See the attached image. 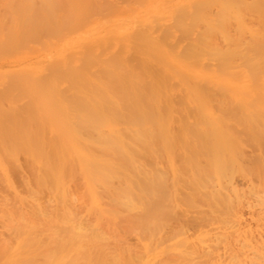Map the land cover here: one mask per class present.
<instances>
[{
  "label": "bare ground",
  "instance_id": "6f19581e",
  "mask_svg": "<svg viewBox=\"0 0 264 264\" xmlns=\"http://www.w3.org/2000/svg\"><path fill=\"white\" fill-rule=\"evenodd\" d=\"M8 1V0H7ZM14 1H17V0H13V2L12 3H10V4H13L12 6H14V4H15V2ZM19 1H21V0H19ZM25 2V4H26V1L27 0H24ZM52 1H54V0H52ZM71 0H66V5L68 6V2H70ZM77 1V0H76ZM75 0H72L71 2H70V4L72 5V8L74 7L75 8V10H77L78 11V9L79 10H81L82 12L80 13L81 14V16H79V11H78V13H77V11H76V13L78 14V16L81 18L82 17V13L84 12V14H85V10H84V5H86V8L87 7H89L88 9H89V11H90V15H91V13L93 14V11H95V9H97V8H93V6L91 7L90 5H89V2L88 1H91V0H86L87 1V4H84L86 1H84V3L82 2L83 0H80V4H84V5H82V7L81 8H79V6H78V8L77 7H75V4L76 3H78V2H76ZM98 1V0H97ZM104 1H106V0H104ZM103 0H102V2H104ZM110 2V0H107L106 2L107 3H109ZM115 1H117V0H114V2ZM120 1V0H119ZM124 1V0H123ZM11 2V1H10ZM23 2V1H22ZM38 2H42L41 0H38ZM48 2L50 3V0H48ZM48 2H47V5H48ZM55 2V1H54ZM54 2H52L53 3V6H51L52 5V3H50L51 5V9H52V7H54ZM56 2H60V1H56ZM72 2H73V4H72ZM74 2H76V3H74ZM101 2V3H102ZM112 2H113V0H112ZM113 2V3H114ZM29 3H30V0H29ZM46 2H43V4H45ZM64 4H65V0H64V2H63ZM107 3H105V5H106V7H100V13L101 14H103V12H106V11H104L103 10V12H101L102 11V9L104 8L105 10H107V12H108V14H111L112 15V7H113V4L111 3H109V4H107ZM9 3H7V5H8ZM20 4H22V3H20ZM20 5V8H22L21 10H20V8H19V10L21 11L20 13L22 14L24 11H23V7H25L26 5ZM63 4V5H64ZM70 4H69V6H70ZM103 4V3H102ZM55 5H58V7L61 9V7L63 6H60V3H55ZM88 5V6H87ZM99 5V4H98ZM97 5V6H98ZM112 5V6H111ZM115 5V4H114ZM6 5H4V7H5ZM10 6L11 5H8V6H6L4 9H10V11H9V9L7 10L6 9V11H7V15H9L10 17L12 16V18L14 17L13 15H12V12L14 13L15 12V10L14 9H16V8H18L17 6H19L18 5V2H16V8L14 7V9L12 8V6H11V8H10ZM29 6H30V4H29ZM32 6V5H31ZM39 6V5H38ZM37 6V7H38ZM41 6V5H40ZM65 6V5H64ZM63 6V7H64ZM26 7H28V4H27V6ZM46 7H48V6H46ZM45 7V8H46ZM58 7H56V9L58 8ZM90 7L91 8H93V9H90ZM41 7H39L38 8V11L39 12H42V11H44L45 9H44V7H42L44 10H42V11H40L41 9H40ZM55 8V7H54ZM77 8V9H76ZM102 8V9H101ZM107 8V9H106ZM115 8V7H114ZM11 9H13V11H11ZM40 9V10H39ZM55 9V10H56ZM59 9V10H60ZM67 9V8H66ZM83 9V10H82ZM19 10H18V12H19ZM25 10V9H24ZM37 10V9H36ZM36 10H32L33 12V16L34 17H36V13H37V11ZM69 10V9H68ZM68 10H64L65 12H64V15L65 14H67V12L66 11H68ZM74 10V11H75ZM92 10V11H91ZM113 10H115V9H113ZM25 11H27V10H25ZM34 11H36V13L34 12ZM52 11V10H51ZM58 11V10H57ZM62 11V10H61ZM70 11V10H69ZM68 11V12H69ZM98 11V10H97ZM16 12H17V10H16ZM31 12V11H30ZM38 12V13H39ZM44 12H47V11H44ZM49 12V11H48ZM53 12H54V9H53ZM106 12V13H107ZM10 13H11V15H10ZM27 12H25V14H26ZM37 13V15H39V16H37V19H38V17H40L41 15H43V13L42 14H38ZM57 13V12H56ZM55 13V14H56ZM59 13V12H58ZM70 13V12H69ZM67 14V17L64 19L65 20V22L66 21H68V23H70L71 21L68 19L67 20V18H68V15H70V14ZM17 14L18 13H16V16H17ZM21 14H18L20 17H22V15ZM52 14V13H51ZM50 14V15H51ZM55 14H53V15H55ZM60 14H62V15H58L59 16V19H61V21H62V17H63V13H60ZM83 14V15H84ZM94 14H95V16H96V13L94 12ZM101 14H99V15H101ZM32 15V14H31ZM46 15H48V17H49V13H47V14H44L43 16H45V17H47ZM73 14H71L70 16L71 17H73L74 19H72V20H76L75 19V17H74V15L72 16ZM104 15H105V13H104ZM26 16V15H25ZM57 16V15H56ZM55 16V17H56ZM62 16V17H61ZM77 16V17H78ZM102 16V15H101ZM107 16H109V18H110V15H107ZM194 16V15H193ZM202 16V15H201ZM204 16V15H203ZM219 16V15H218ZM0 17H2V16H0ZM44 17V18H45ZM47 17V19H49L50 17H51V19L53 18V16H50L49 18ZM90 17H92V16H90ZM102 17H104V16H102ZM153 17H155V15L153 16ZM195 17H196V15H195ZM221 17V16H220ZM18 18V16L17 17H15L14 19L16 20ZM25 17H24V15H23V22H25L26 20V18L24 19ZM79 18V22H82V24H80V25H83V23H84V21H81L82 19L84 20V18L82 17V19H80ZM95 18V17H94ZM98 18H99V16H98ZM109 18H106V19H108V20H110ZM192 18H194V17H192ZM197 18H199V17H197ZM196 18V19H197ZM206 17H204V18H201V19H205ZM216 18H218V17H216ZM223 18V17H222ZM1 19H3V17L2 18H0V20ZM5 19V18H4ZM4 19H3V23L2 22H0V27H1V24H2V27L3 26H8V23H10L9 21H7V20H9V18L7 19V20H5V21H7V25H3L4 24ZM19 19V18H18ZM29 19V18H28ZM31 19V18H30ZM29 19V20H30ZM36 19V18H35ZM34 19V20H35ZM43 19V18H42ZM49 20L48 22L50 23H52V20ZM55 19H57V18H55ZM54 18H53V22H55L54 20H55ZM78 19V18H77ZM100 19H101V17H100ZM25 20V21H24ZM44 20V19H43ZM42 20V21H43ZM58 20V19H57ZM195 20V19H194ZM197 20H199V19H197ZM20 22L22 21V18H21V20H19ZM37 21V20H36ZM59 21V20H58ZM58 21H56V22H58ZM61 21H59V23H60V25H62L61 24ZM78 21V20H77ZM86 21V20H85ZM101 20H99L97 23H105L106 24V21L104 22L103 21V19H102V21L100 22ZM152 21V20H151ZM202 21V20H201ZM32 23H33V21H31ZM45 22H47V21H45ZM55 22V23H56ZM64 21H62V23L64 24L65 23ZM73 22V21H72ZM14 23V22H13ZM12 22L9 24L10 26H8L9 28H11V29H16V30H14V32H12V33H14V34H16L15 32L18 30V28H17V26H18V24L19 23H17V24H13ZM36 23V22H35ZM39 23V22H38ZM37 23V25H39ZM74 23V22H73ZM86 23V22H85ZM84 23V24H85ZM5 24H6V22H5ZM22 24V23H21ZM20 24V25H21ZM30 24V23H29ZM44 24V23H43ZM42 24V22H40V27H41V25L42 26H45L46 27V23H45V25H43ZM77 25V22H75L73 25H72V23L69 25V24H67L69 27L68 28H70L71 27V25H72V27L70 28V29H74V25ZM33 25V24H32ZM75 25V26H76ZM79 25V26H80ZM22 26L24 27L25 26V28H27L26 27V22H25V25H23L22 24ZM30 26V25H29ZM28 26V27H29ZM49 26H52V25H49ZM56 26V25H55ZM63 26V25H62ZM62 26L60 27V28H62ZM79 26H76V27H78L79 29H80V27ZM8 27H6V28H4V29H2V28H0L1 30H0V35H1V32L3 31V30H5L6 31V29L8 28ZM57 27V26H56ZM64 27H66L65 25H64ZM63 27V28H64ZM75 27V29H78V28H76ZM9 28H8V32H10V31H12V30H10L9 31ZM31 28H34V29H37V28H35V26H31ZM60 28H55L56 29V31H58L57 29H59V31H60ZM107 28V27H106ZM43 29H45V28H40V30H42L43 31ZM47 29H48V27H47ZM49 29H51V30H53V31H55L53 28H50L49 27ZM48 29V31H50ZM65 29H67V28H64L63 29V31L65 30ZM31 30V29H30ZM39 30V31H40ZM34 31H36V30H34ZM39 31H38V33H36L35 35H39ZM45 31V30H44ZM43 31V32H44ZM52 31V32H53ZM58 31V32H59ZM69 31V30H68ZM67 31V32H68ZM72 31V30H71ZM71 31H69V32H71ZM76 31V30H75ZM98 31V30H97ZM100 31H102V29L100 30ZM99 31V32H100ZM126 31H128V30H126ZM37 32V31H36ZM41 32V31H40ZM47 32V31H46ZM62 32V31H61ZM74 32V31H73ZM3 34L5 33V32H2ZM12 33H8L6 36H8L9 34H10V36L12 35ZM21 33V32H20ZM50 33H51V31H50ZM43 33V35L45 34V35H47V34H49L48 36H51V34H53V33ZM60 33V32H59ZM2 34V35H3ZM14 34L12 35V38H14V42H16V37H13L14 36ZM18 35H21V34H19V33H17ZM33 34V33H32ZM99 34H101V33H99ZM106 34H108V36H105V37H107L108 38V40H109V43H106V38H104V39H101V37H100V35H99V37H97V38H94L93 39V44H94V46H95V49L93 48L92 50H90V48H88V49H86L85 48V45L83 46L84 47V50H83V52H85V54L82 56H79V57H81V62L79 61V64H78V62H77V64L75 65V64H73L74 63V61L72 60V61H70V63H68L69 65H67V66H69V70L71 69V73L69 72L68 74H67V76L66 77H68V79L67 80H74V78L75 79H78L77 81H80V84H78L79 86L77 87V85L75 86V84H76V81H75V83H74V81H73V83H71V82H66L67 84H69V83H71L73 86H75V88L71 85V84H69V85H67V84H65V85H67V86H69L68 88H67V90L69 91V88H74V90L72 89L71 90V95L73 94V96L74 95H76L75 97H71V99H69V98H67V99H64V98H66L65 96L67 95V94H69V93H60V92H58V93H56L57 95L59 94L60 96H61V98H63L65 101L66 100H68L67 102H74V100H76V102H78V101H80L79 102V106L77 107V108H79L78 110H76V112L74 111H70V109L71 110H74V108H71V106L72 107H74L73 105L75 104V102H74V104L73 105H71L72 103L70 102V108H69V111H67V110H65V111H60V109L59 110H57V112L59 111V113H62V114H64L63 115V121L61 122V123H63V125H65L64 127H67V129H65L64 127H62V125H61V123L59 122V123H56V124H59V126H56V129L57 128H64L66 131H64L63 132V134H58L59 135V137H60V139H62V142H63V145H61L60 143H59V141H61L60 139H53V137H52V139L50 140V138L49 137H47V139H49L50 141H52V142H50V143H53L52 145L50 144L49 146H51V149L53 148V146H55V150L54 149H52V152H50V151H48V152H50V153H52V154H55L56 156L54 157V155H50L49 156V154H48V152L46 151L45 153H46V155H45V157H41L43 154L41 153V155H39L38 154V152H43L44 153V150H47L48 148H49V146H46V147H48V148H43V146L46 144V142H41L39 139L40 138H43V137H40V135H39V139H38V143H37V139H36V137L34 136V135H37L38 136V134L40 133H42V131L43 130H41V129H44L43 127L44 126H46V125H48V124H50V123H48V124H44L43 122H47V120H46V117H45V115H43V111L44 110H41V109H39V107L42 105V107H43V103L42 104H40L39 103V101H40V99H39V97H37L36 95H38V93H39V89H41L42 88V86L41 85H43L44 83H43V81H42V84H41V81H40V83L39 84H41L40 85V88H37V89H35V91H36V95H34V96H36L38 99H39V101L38 102H36V100H35V103L38 105V104H40V106L38 105V108H37V105H36V107H34L32 104V106L34 107V108H37V109H39L41 112H42V114L40 113V119L43 121L42 122V124H44V126L41 128L40 126H39V124L41 123V121L39 122L38 120H36L37 119V117H35V120L33 119V117H28V116H26L27 117V119L24 117V121H23V123L25 122L26 124H24L25 125V127H27V128H25V127H23L24 128V130H23V128H22V126L21 125H16V120H15V123H14V121H10V120H14V119H17L15 116V118H13V113H10V111H12V110H9V114H11L10 116H12V118L9 120V123H7L6 125H10V122L12 123V124H14L13 126H19V128H20V131L21 132H23V131H25L26 129H28L27 130V132H28V134L27 133H25V134H27L28 136H26V137H28V139L29 140H26L25 138L23 139V136H21V132H18V131H16L17 133H18V138H15V140H18L19 141V143L22 141V143L21 144H19V143H17V145H18V147H21L20 145H23L22 146V149H20L21 150V152L25 149V151H23L22 153H24L25 154V152H28V153H26V154H28L29 155V157L28 156H26L25 157V159H27L28 161H31V162H33L34 163V167H32V169L34 170V173H32V170H31V173H32V175H31V173H30V167L29 166H32V164L31 165H28L29 164V162L27 161H25L26 163H27V165L28 166H26L27 168H29V174H28V178L27 177H25V178H23V182H24V186L26 187V189H22V191L23 190H25V192L24 193H22V192H18V189L16 190V187H14L13 185H12V183H11V179H13V178H10L11 177V175H9V171H8V168L5 166L6 165V163L5 162H3L5 159L7 160V158H5L3 161H2V159L0 158V179L1 180H3V182L2 183H4V186L3 187H5L6 189H7V193H9V191H11V194L13 195V198H9V195H10V193H9V195H6V194H1L0 195V213L2 212V214H0V217H1V219L3 220L2 221V228L4 227L5 228V230H4V228H3V230H4V234H8V236H9V238L10 237H12V236H14L12 239H14V238H16V237H18L19 239L20 238H22V239H26V241L27 242H29L28 241V239H32L33 238V240H35L34 239V237H36V240L38 239L37 238V236H39V235H41V234H39V232H40V230L42 231V232H44L43 233V238L41 237V239L42 240H45L46 241V239H49V237H46V236H44L45 235V233H47V232H49V234H51L52 232H50L51 230L49 229L50 227V225L52 224H55L56 226H62V228H60L61 229V231L63 230V226H64V231H66L67 229V231H66V233L64 232V234L65 235H67V232H69V231H72L71 232V234H70V232H69V234H68V236L69 235H74V236H79V237H83L84 238V240H86V238H87V240H93L94 238V240H99V239H102V240H99V241H105V239H109L110 237L111 238H113L112 237V234H114L113 236H115V233H116V238H117V240H118V242H119V237H120V235L119 234H117V228L119 227V223H120V225L122 224L123 225V230L121 229V228H119V230L121 231H125V232H127V228L124 226L125 225V223H127V225L129 224V229H128V232H130L131 233V231L133 232V234L134 235H131V238H134L133 236H136L137 238H140V239H142V237H147L148 238V236H152V235H155L156 236V239H155V237L153 238V240H157L156 242L157 243H155V244H157V246H158V243H162V242H159L160 240H161V238H162V236L164 235L163 234V231H162V235L159 233L160 232V230L161 229H163V226H166L167 224H168V221L170 220H172L173 221V219H170V215L172 216V215H174V209L176 210V211H178L179 212V215L181 214L180 212H182V214H183V210L182 211H179V210H177L178 209V207H177V205L179 204V200H177V199H171L172 197H176V196H174L173 194V196L171 195V192H172V188H174L175 190H176V188H177V186L178 185H180L179 186V191L180 192H182L181 191V184L182 183H176V182H183V180L184 179H186L187 177H188V174H189V177L187 178L188 179V181L187 180H185L184 182H189L188 184H190L189 185V187L191 188H188L187 187V185H185V184H187V183H184L183 185V187L185 188V187H187V189H189V190H191V196H187V197H185L186 195H184V196H182V198L183 197H185V198H187V199H189V200H187V199H184L183 198V200L184 201H190V204L187 202V204H189L188 205V208H186L187 207V205L183 202V204H185V206H183L184 208H186L188 211H189V208L191 207H193V205L195 206V204H197L196 206H199V208L202 206V205H204V202L207 200V197L209 198V200H208V202H209V205L207 204L208 202H206L205 203V206H206V204L209 206V207H201L200 208V210H203V216H204V211H206L205 213H206V215L205 216H207L208 215V213H209V215H212L213 216V220H214V217H216L217 218V216L220 218H217L218 220H220L221 222H223L222 223V225H221V223H218L219 224V228H221L222 226L224 227V225H225V227L224 228H222V229H218V232H217V230H216V227L214 226V230H213V228H211L213 225L212 224H214L213 223V221L211 222V223H208V222H210L211 220H209L208 221V218H205V220H206V222L207 223H204V224H206V225H208V224H210L209 225V227L208 226H206V225H202L201 223H203V222H201L200 220L201 219H199V218H201L202 217V213L201 212H199L200 210L199 209H197L196 210V208L195 209H191L190 208V212H189V215H190V213L192 212V211H194L195 210V212H199L200 214L198 215V218H196V214L194 213V217L196 218V219H198L199 221H197L196 219H193L192 220V217L190 218V216L188 215L187 216V219H186V216H185V218H183V216H182V214H181V216H179V215H177V213H175V216H177V218H181V220H183L184 222H182L181 220H179V221H181V222H178V219L176 218V217H173L174 219H177V221L176 222H172V223H177V224H175V226H177V227H180V226H182L183 225V223H185V225H183V226H185V227H187V226H190V228H193V225L196 223V225H197V227H196V225L194 226V228L196 227V230H197V228H198V225H199V222H201L200 223V226L202 225V226H204L203 228H206V230L208 231V230H213V233L215 232V230H216V232H215V234L217 235L218 233H220V234H222V235H224V236H226L227 235V233H228V227L230 226V228L232 227V223H235L236 224V221H237V227H239V223H241V227L240 228H237V229H234V227H233V229H231V230H229V234L228 235H230L232 238L234 237V239H233V241L231 242V238L229 239V237L227 238V237H224V236H220V239H221V241L222 240H225L226 238V242L225 243H221L222 245L223 244H226V246L225 245H223V246H220V248L221 247H223L222 248V250L221 249H219V246H218V249L217 250H221V251H217V252H215L214 254H213V252L212 251H214V250H212V248L213 249H216L217 248V246H215V244H214V246H213V243H216V242H218V241H216L217 239H218V236H216V235H213V233H212V231H211V235L209 236V234H210V232H208V235L207 236H209L210 238H209V240L211 241L212 239L211 238H214V240H212L213 242H209V240H208V237H206V236H197L198 237V239L199 240H203V238H206V240H208L207 242H205V240H204V243H210V244H206V245H200V246H202V248H200V246H199V242L197 243V242H195L194 240H193V242H194V244H198V246H199V248L197 247V244H196V246H193L194 244L193 243H190V244H193L192 246L194 247V248H192V247H190L191 245H187V243L189 242V240H191V237H190V239L187 241V239H188V237H187V235H189V234H191V233H189L188 232V234H186L187 232V230L189 229L188 227L185 229H183V228H178L179 230H181V231H183V230H185L184 232H186V233H184L183 232V235L184 236H186L187 237V239L186 240H183V241H187V243L185 244L186 246L185 247H183L184 246V244H183V248H179V250H181V251H179V252H169L168 250V252L166 251V250H164L165 249V247H167L168 245L170 246V244H164L165 245V247L163 248V250H162V252L164 251V252H167L166 254V256H170V257H172L173 256V254H177L176 255V257H177V259L179 258V259H181V258H184V256H187V257H189L188 255L190 254V256H192V258H191V260H192V262H189L190 260H187L186 259V257L184 258V259H182V260H186L187 262H186V264H189V263H191V264H264V232H263V230H262V232L260 231V229L258 230L257 228H256V230L258 231V233L259 232H261V233H259L258 235H254V233L252 234L251 233V230L254 228V226L256 227L257 225L256 224H254L252 227H251V218H249L248 219V221H250L248 224H249V226L252 228H250L249 226V228L251 229V230H249V228L248 229H242V225H243V220L241 221V220H239L240 218H243V217H241L240 215H237L238 213H237V211H232V209H234L236 206V208H238V206L240 207V206H243V207H245V208H248V207H246V206H244V205H249V203L251 202V201H249L248 199V201L249 202H247V200L245 201L242 197H244V195H242L241 196V194L240 193H245V195H247L249 192L250 193H252L251 195L253 196L254 195V197H253V199H254V201H255V203H254V201H253V203H254V205H256V204H260L259 205V207L262 205L263 207H256V209H255V206H254V208H253V205L252 204H250V206L253 208V209H255L256 211L257 210H259V211H261L259 214H260V216H261V214L264 212V171L262 172V170H264V134L263 135H261L260 134V136L261 137H259V135H258V132L260 131H262V132H264V127L262 126V125H264V123L261 125L262 127H263V129H259V127L261 128V126L260 125H258L259 123H261V119H260V121H259V117H261V116H263L264 117V115H262L261 113L264 111H261L262 109L261 108H257V109H260V110H258V111H260V112H258L259 113V115H261V116H259L258 117V120H257V116H258V113H257V109H255V110H253V107L252 106H255V103H253V102H255L254 100H251L252 98H257V99H260V102H258V106H259V104L260 103H262L263 104V102H261L263 99H264V92H261L260 91V89H259V87L261 86H258L260 83L262 84V87H263V82H257V83H259L257 86H258V90H257V92H256V88H255V86H253L252 85V83L250 82H248L249 84H251L250 86L251 87H254V90H255V92H252V91H250V89L248 88V83H247V85L245 84L246 82V80L245 79H242V80H244L243 81V84L242 85H236V84H230V83H227V82H230L229 80L226 82L228 85H230V86H226L225 85V82L224 81H226V79H228V78H224V76H223V78L225 79L224 81H220L221 80V77H220V80H216V81H219L218 83H220V85L221 86H225V87H228V88H231L230 89V91H232V92H230L231 94V96L229 97V93H228V91H227V93H228V95H226V91H224V92H222V91H217V90H219L218 88L219 87H217L216 85L218 84L217 82L215 83L216 85V87H217V89H215V88H213L212 87V90L214 89V90H216L217 91V94L218 93H224L225 95V97L223 98L224 99V101H226L227 99V103H226V105L225 104H223V102H222V104L223 105H225V107H227L228 105H230L231 103L233 104V107H232V104H231V106H228V109L230 108L231 110H233L232 108H234V106L236 105V108L238 107V104L239 105H243L244 106V103L246 104H248L250 101H251V103H253L254 105H252L251 103H249L248 105H250L251 107H252V113H251V116L252 115H255L256 116V121H255V117H253V121H255V122H257V123H255V124H257L256 126H257V128L255 129V130H259L258 132L256 131V133L255 134H257L256 136H258V138H255L254 136H253V134H254V132H253V134H251L250 133V135L251 136H247L246 138H249V137H251V139L252 140H256V139H258V143H253V142H251V144L253 143L254 145L253 146H251L252 148H258L259 149V153H258V156H256L257 155V153H255L254 152V154H252V155H249L248 153V151L247 152H245L244 153V151H243V149L241 148L240 149V151H236L235 152V154L233 153V144L231 143V140L235 143V142H237V141H239V140H237V141H235V140H233V135L231 136V137H229L230 139H228V138H226V137H224L225 135H227V133H226V130H224L225 128H227L226 126H225V124H223L222 125V123H224V122H222V123H220L221 122V119L219 118V116L218 115H216V116H214V117H217L218 119H219V124H221L222 125V128H223V133L221 134V136H223V134H225L223 137H224V139H221V138H223V137H219L220 136V129H218V124L216 123V120H218V119H213V117L211 116L210 117V119L211 120H209L208 119V121H207V118H205L207 115H205L204 113H203V111H201V109H203V105H202V107L201 108H199V110L202 112H199L198 111V109H196L197 111H198V113H196L195 111H194V108H197V106L196 107H193V111L195 112H193L192 110H191V108L188 110V108L187 109H185V111L187 112V111H189V114H190V112H193V116L195 115V114H197V115H195V116H197V117H199L200 116V119H202L201 118V114H203V115H205V117L204 116H202L203 117V119H202V121L203 122H201V120L199 119V121L202 123V124H205V122H204V120L206 119V127H208L207 125H209V124H207V123H212L211 125H212V127H210V131H211V133H214L213 131H218L219 132V136L218 137H216V139H215V141L212 139L213 137H211V136H209V139L207 138L206 139V137H208L207 135L205 136V141H204V139H203V141H198V140H196V136H197V138H201V136H202V134H204L203 133V131L202 130H204V129H200V128H196V129H194L196 126H195V123H196V121H193V119H192V121L194 122H192V123H190L189 121V123L190 124H194L193 126H191V128L192 129H189V127H190V124L188 123V125H189V127H187L186 129H189L187 132H185V134L187 133V134H190L191 135V137H192V132H193V130H195L194 132H196V130H198L199 131V129L202 131H200V135L201 136H198V133L196 132V134L194 133L193 134V136H195V137H189L190 135H186V137H188L187 139H189L188 141L190 142V141H192L193 139L195 140V142H193L192 141V143L189 145L188 143H186V144H188V148L185 146L183 149H184V151H182V152H180V150H179V152H180V154H182V156L187 160H185V162L186 163H188L187 165H185L187 168H189V170L187 169V171H185V172H183L182 171V173H183V175L184 174H186V172L188 173V174H186V175H184V177L185 176H187L186 178H184V179H182V177L181 178H179L180 177V171H181V168L180 167H182V165L181 164H179V163H182V162H184V161H181V162H179V160L181 159V160H183L182 158H180V157H177V152L175 151V150H177L176 149V147H177V145L178 144H176V143H178V142H176L178 139L180 140V137H181V140H182V136H180L179 135V133H180V130L179 129H182V128H184L183 127V123L182 122H180V123H182L181 125H182V128H179L178 126V128H174V127H176V125L174 126L173 125V127L170 125V123L168 124V121H166L165 119H168L169 120V118H170V116H168V112L167 113H165L166 114V116L164 115V113L163 112H166L165 111V109H164V111L162 112V110L163 109H161L160 107H166V106H164V102H163V104H162V98L159 96V95H157L158 94V90H157V86H154L152 83L153 82H151V80H149V84L151 85V86H148L149 84H148V82H147V80L146 79H148V77H147V75H146V70L143 68V64H142V67H140L139 68V66L138 67H132L131 65V67L130 66H127V65H125V64H123L121 61L120 62H118L116 59H114L115 61H117L118 63H115V61L114 60H112V58L114 57H112V23L109 25V23H108V28L106 29ZM18 35H17V37H18ZM37 35V36H38ZM43 35H42V37H43ZM44 35V36H45ZM56 37L58 36H60V34L59 35H56V34H54ZM54 35L53 36H51V37H53L54 38ZM98 35V34H97ZM104 35V34H103ZM4 37H3V39L5 38V40H6V36L5 35H3ZM9 36V37H10ZM30 36H32V35H30ZM36 36V37H37ZM41 36V35H40ZM61 36H62V34H61ZM64 36V35H63ZM81 36H83V35H80V37ZM102 36V35H101ZM127 36V35H126ZM1 37V36H0ZM20 37V36H19ZM21 37H23V36H21ZM45 37H47V36H45ZM57 37V38H58ZM79 37V38H80ZM8 38V37H7ZM31 38V37H30ZM38 38H39V36H38ZM56 38V39H57ZM83 38V37H82ZM122 38V37H121ZM1 40L0 42H2V41H4V40ZM19 38H17V42L18 41H20V39H22V38H20L19 40H18ZM37 39V38H36ZM42 39V38H41ZM55 39V40H56ZM59 39V38H58ZM92 39V37L89 39V40H91ZM8 40H10L9 38H8ZM24 41H26V39H23ZM40 40V39H39ZM39 40H37V42H39ZM119 40V39H118ZM117 40V41H118ZM125 40V39H124ZM7 41V40H6ZM12 41V40H11ZM46 41H48V40H46ZM13 42V41H12ZM13 42V43H14ZM23 41H21V43H22ZM229 42V41H228ZM235 42V41H234ZM234 42H229V43H231V44H233ZM3 43V42H2ZM10 45H13V44H11V42H8ZM7 42L6 43H4L5 45H8V47L7 48H9L10 50V52H12V50H11V47H9V44H8ZM23 43H26V42H23ZM83 43V42H82ZM1 44V43H0ZM14 44H16V43H14ZM19 44H20V42H19ZM39 44H41V42L39 43ZM84 44V43H83ZM90 44V43H89ZM119 45V47H121V45H123V43L121 42V44L120 43H118ZM235 44H237V43H235ZM17 45V44H16ZM22 45V44H21ZM27 45V44H26ZM13 46H15V45H13ZM13 46H12V48H13ZM19 47L18 48H20V45H18ZM38 46V45H37ZM91 46V45H90ZM230 46V45H229ZM228 46V47H229ZM235 47L234 46V44L233 45H231V47ZM1 48H2V46H0ZM16 47V46H15ZM22 47V46H21ZM26 47V46H25ZM24 47V48H25ZM36 47V46H35ZM44 46H40L39 48L41 49V48H43ZM233 47H232V51H234L233 50ZM17 48V49H18ZM45 48V47H44ZM43 48V49H44ZM122 48V47H121ZM17 49H15V50H17ZM86 49V50H85ZM119 48H117V50H118ZM204 49H207V48H204ZM203 49V51L202 50H200V51H202V52H204L205 50ZM225 49H227V48H225ZM230 49V48H229ZM237 49H239L238 47H237ZM1 50V49H0ZM3 51H5L4 49H2ZM52 50V49H51ZM115 50H116V48H115ZM114 50V52H116ZM121 50V49H120ZM124 50V49H123ZM210 50V49H209ZM228 50V49H227ZM239 50H241L242 51V53H243V50L242 49H239ZM2 51V52H3ZM8 51V52H9ZM14 51V50H13ZM30 51V50H29ZM131 51H133L132 49H131ZM194 51V50H193ZM198 51V50H197ZM210 51H213V50H210ZM210 51H208V52H210ZM217 51H219V49L217 50ZM226 51V50H225ZM225 51L223 52L222 51V53L224 54L225 53ZM230 51V50H229ZM228 51V52H229ZM5 52H7V51H5ZM31 52V51H30ZM113 52V53H114ZM139 52V51H138ZM189 52V51H188ZM207 52V51H206ZM208 52H207V54H208ZM227 52V53H228ZM237 52V53H236ZM236 52L234 53V54H239L238 53V51L236 50ZM240 52V51H239ZM0 53H1V51H0ZM4 53V52H3ZM118 53H119V51H118ZM120 53H121V51H120ZM133 54H138V53H135V51H133L132 52ZM211 53V54H210ZM209 54H210V56L211 57H209V56H207L206 54H205V52H204V54L207 56V57H209V59H211L212 58V55H216V54H214V52H213V54H212V52H210ZM226 53V54H227ZM66 54H68V53H66ZM140 54V53H139ZM187 55L189 54V53H186ZM203 54V53H202ZM225 54V55H226ZM233 54V55H234ZM244 55H245V52L243 53ZM249 54H251V53H249ZM260 54H262V53H260ZM65 55V54H64ZM71 55V57H72V54H70ZM69 55V56H70ZM113 55H116L115 53L113 54ZM194 55V54H193ZM199 55V54H198ZM224 55V56H225ZM232 55V54H231ZM241 55V54H240ZM239 55V56H240ZM252 55V57L250 56V55H246V57L247 56H250V57H247L248 59L250 58V60H248L247 58L246 59H244V61H242V64H243V67H247L248 65H256V67L257 66H259L260 64H261V62L262 61H260V64H257V63H259L258 61H259V58H261L262 56L261 55H259L258 53H257V55L259 56H257L256 54V56L258 57V58H256L255 56H253L254 54H251ZM264 55V54H263ZM51 56V55H50ZM184 56H186V55H184ZM192 56V55H191ZM196 56V55H195ZM194 56V57H195ZM200 56V55H199ZM229 56H230V54H229ZM242 56V55H241ZM116 57H118V55L116 56ZM122 57V56H121ZM120 57V58H121ZM253 57H255L257 60L255 61V59L253 58ZM264 57V56H263ZM70 58V57H69ZM115 58V57H114ZM123 59L125 58H127V57H122ZM131 58V57H130ZM130 58H128V59H130ZM132 58H133V56H132ZM183 58V57H182ZM186 58V57H185ZM215 58V60H219V59H217V57H214ZM214 58H212V59H214ZM219 58V57H218ZM228 58H230V57H228ZM228 58H227V61H225L226 63H224V62H222V61H220V63H224V65H222L221 64V66L223 67V68H226L227 66H231V64H227L228 63ZM254 59V60H252V59ZM48 59H50L49 57H48ZM72 59V58H71ZM122 59V60H123ZM128 59H127V61H128ZM188 59H189V55H188ZM191 59V58H190ZM232 59H235V58H232ZM54 60H55V58H54ZM246 60H248V63L249 64H245V63H247V61ZM264 60V59H263ZM53 60H51L50 62H49V60H48V62H47V64L48 63H50L51 64V62H52ZM66 61V60H65ZM124 61V60H123ZM136 61V60H135ZM134 61V62H135ZM252 63V61H255V63H250V62ZM16 62V61H15ZM55 63H57V64H59V60H55L54 61ZM131 62V61H130ZM137 62V61H136ZM167 62V61H166ZM219 62V61H218ZM217 62V63H218ZM229 62H230V60H229ZM257 62V63H256ZM65 63V62H64ZM119 63H121V64H119ZM138 63V62H137ZM137 63H135V65L137 64ZM146 63V62H145ZM155 63H157V62H155ZM160 63V62H159ZM168 64H169V62H167ZM192 63H194V62H192ZM215 63V62H214ZM214 63H212L213 65H215ZM231 63V62H230ZM239 63H240V61H239ZM235 64L237 67H238V65H241V63L240 64ZM263 63V62H262ZM47 64L45 63V69L47 70V68L48 69H52L53 67L51 66L50 67V65L49 66H47ZM141 64V63H140ZM148 64H150V63H148ZM195 64V63H194ZM193 64V65H194ZM219 64V63H218ZM218 64L216 65V66H218ZM227 64V65H226ZM53 65V64H52ZM61 65V64H60ZM133 65V64H132ZM134 65V66H135ZM138 65V64H137ZM175 65V64H174ZM174 65H173V67H174ZM186 65V64H185ZM190 65H192V64H190ZM196 65V64H195ZM199 65V64H198ZM202 65H203V63H202ZM202 65H200V67L202 68L203 66ZM232 65H234V64H232ZM235 65H234V67H235ZM245 65V66H244ZM255 65L254 66H252V68L251 67H249L248 66V68L251 70L252 69V71H250V70H248V68H247V71L246 72H252V74H253V71H255ZM54 66V68L55 67H57L55 64L53 65ZM67 66H64V67H66L67 68ZM146 66V65H145ZM172 66V65H171ZM178 66V65H177ZM180 66V65H179ZM210 66V65H209ZM216 66H215V69H214V71L216 70ZM226 66V67H225ZM229 66V67H230ZM47 67V68H46ZM64 67H63V69H64ZM77 67H78V69H77ZM146 67H149V66H146ZM158 67V66H157ZM173 67H171V68H173ZM189 67V66H188ZM198 67V66H197ZM222 67L220 68L221 70H222ZM141 68H143V69H141ZM154 68H155V66H154ZM161 68V67H160ZM169 68V67H168ZM201 68H200V70H201ZM203 68H205V65H204V67ZM254 68V69H253ZM260 68H262V66L260 67ZM37 69V68H36ZM41 69V68H40ZM157 69H159V68H157ZM157 69H156V71H157ZM175 69H176V67H175ZM183 69V68H182ZM181 69V70H182ZM189 69V68H188ZM205 69H207V66H206V68ZM219 69V68H218ZM236 69V68H235ZM246 69V68H245ZM257 69V68H256ZM53 70H56V68L55 69H53ZM52 70V71H53ZM60 70V69H59ZM59 70H56V71H59ZM142 70V71H141ZM145 70V71H144ZM149 70H151L150 69V67H149ZM160 70V69H159ZM162 70V69H161ZM173 70V69H172ZM180 69H178V71H179ZM194 70V69H193ZM221 70H219V71H221ZM227 70H229V69H227ZM232 70H233V68H232ZM261 70V69H260ZM260 70L258 71V69H257V72H260ZM262 70H264V69H262ZM17 71H19V70H16L15 71V73L17 72ZM56 71H55V73H56ZM151 71H153V70H151ZM175 71V70H174ZM211 71H213V70H211ZM218 71V72H219ZM223 72H224V70H222ZM14 72V71H13ZM22 74H24L22 71H20ZM46 73L48 72V70L47 71H45ZM51 72V71H50ZM67 72V71H66ZM66 72H64V73H66ZM184 72V71H183ZM199 72V71H198ZM201 73H202V71H200ZM199 72V73H200ZM209 72V71H208ZM216 72V71H215ZM223 72L222 73H220V74H223ZM227 72V71H226ZM237 72V71H236ZM242 72H243V70H242ZM250 72L248 73V76H250L251 78H254V76L255 77H257V74H253V76H251L252 74H250ZM264 72V71H263ZM26 73V75H27V71L25 72ZM45 73V74H46ZM57 73H59V72H57ZM63 73V72H62ZM155 73H157V72H155ZM163 73V72H162ZM175 73H177L176 71L174 72V74ZM197 73V72H196ZM210 73H212V72H210ZM225 73V72H224ZM238 74H240V72L238 71L237 72ZM1 74V73H0ZM5 74V73H4ZM6 74H9L8 73V71H7V73ZM13 74V73H12ZM11 74V75H12ZM17 75H19L18 73H16ZM16 74H13L14 76L16 75ZM28 74H30L29 72H28ZM48 74H50V73H47V76H48ZM53 74H54V71H53ZM69 74H70V78H69ZM153 74V73H152ZM152 74H150V72H149V79L151 78V76L150 75H152ZM161 74V73H160ZM159 74V75H160ZM178 74H180V73H178ZM183 74H185V72L183 73ZM206 74V73H205ZM229 74H231V73H229ZM236 74V73H235ZM237 74V75H238ZM250 74V75H249ZM262 74V73H261ZM264 74V73H263ZM262 74V75H263ZM162 75H164V77H165V74H162ZM169 75V74H168ZM168 75H166V76H168ZM196 75V74H195ZM195 75H193V77L195 76ZM210 75V74H209ZM224 75V74H223ZM6 76V75H5ZM9 76V79L10 78H13V77H10V74L8 75ZM8 76H7V78H8ZM24 76V75H23ZM44 76V75H43ZM46 76V77H47ZM51 77L52 76H54L55 77V75H50ZM49 76V77H50ZM58 77H59V74L57 75ZM61 74H60V78H61ZM154 76H158V75H153L152 77H154ZM161 76V75H160ZM187 75L185 74V77H186ZM191 76V75H190ZM197 76V75H196ZM195 76V77H196ZM199 76V75H198ZM197 76V77H198ZM247 76V78H249ZM259 76H260V74H259ZM16 77V76H15ZM18 77V76H17ZM21 78H23L22 76H20ZM33 77V76H32ZM36 76H34V78H35ZM49 77H47V78H49ZM53 77V78H54ZM183 77H184V75H183ZM189 77V76H188ZM244 77H245V75H244ZM6 78V79H7ZM27 78H30L29 80H31V77L29 76V77H27ZM47 78H45V79H43V77L41 78V79H43L44 80V82H45V80H46V82H47ZM56 78V77H55ZM54 78V79H55ZM64 78V77H63ZM62 78V79H63ZM166 78V77H165ZM190 78V77H189ZM235 78V77H234ZM246 78V79H247ZM258 78V77H257ZM1 79V78H0ZM14 79H17V78H14ZM25 79V78H24ZM24 79H22L21 81H23ZM33 79V78H32ZM57 79V78H56ZM65 79V78H64ZM158 80V79H156V77L155 78H152V80ZM160 79V78H159ZM164 79V78H163ZM163 79H161V80H163ZM186 79V78H185ZM184 79V80H185ZM199 79H200V76H199ZM206 79V78H205ZM237 79H239V77L238 78H236V80ZM19 80H20V78H19ZM26 80H28V79H26ZM36 79H33V81H35ZM51 80H53V79H51ZM51 80L49 81V82H51ZM58 80V79H57ZM59 80H61V79H59ZM66 80V81H67ZM154 80V81H155ZM194 80V79H193ZM241 80V81H242ZM3 81V80H2ZM15 81H17V80H15ZM54 81V80H53ZM53 81L51 82L52 84L51 85H54V83H53ZM56 81V80H55ZM166 81H169L168 80V78L166 79ZM165 81V79H164V82H166ZM173 81L174 80H172V82L171 83H173ZM190 81V80H189ZM203 81H205V82H209V80H204L203 79ZM232 81V80H231ZM234 81V80H233ZM232 81V82H233ZM239 81V80H238ZM237 81V82H238ZM7 82V81H6ZM20 82V81H19ZM25 82V81H24ZM32 82V81H31ZM57 82V81H56ZM65 82V81H64ZM151 82V83H150ZM161 82V84L159 83V82H157V81H155V83H157V84H159V87L164 83H162V81H160ZM185 82V81H184ZM187 82H188V78H187ZM196 82H198V80L196 81ZM196 82L194 81V83H193V86H194V84L195 85H197L196 84ZM15 83V82H14ZM38 83V82H37ZM171 83H170V85H171ZM189 83V82H188ZM191 83V85H192V82H190ZM221 83H224V84H221ZM19 84V83H18ZM20 84H21V82H20ZM27 84H32L33 85V82L32 83H27ZM26 84V85H27ZM46 84V83H45ZM2 86L3 85H5V83H3V84H1ZM14 85V84H13ZM24 85H25V83H24ZM47 85V84H46ZM46 85H43V87L44 86H46ZM50 85V84H49ZM50 85V86H51ZM58 85V84H57ZM56 85V86H57ZM64 85V86H65ZM166 85H168V87L170 88L169 90H171L172 88L174 89V87H170L169 86V84H166ZM165 85V86H166ZM181 85V84H180ZM187 85V84H186ZM185 85V86H186ZM204 85V84H203ZM236 85V86H235ZM7 86V85H6ZM10 86V85H9ZM17 86V85H16ZM30 87H31V85H29ZM29 86H27V87H29ZM37 86H39L38 84H37ZM56 86L54 87H52V88H54V93L55 92H57L56 91ZM66 86V87H67ZM71 86V87H70ZM152 86H154V87H156V88H154V87H152ZM164 85H163V87H165ZM188 86H190V85H188ZM187 86V90H188V87ZM19 87H21V86H19ZM47 87H48V85H47ZM46 87V89L49 91V92H46V91H44V94H42L43 92V90H46L45 88L43 89V90H41L40 92H42L41 94H39L38 96H45V94H46V98L45 97H43L42 96V98H43V100L45 101V103L46 102H53V104H54V102L55 101H51L49 98L51 97V99H52V96H54L53 95V92H52V88H51V91H50V89L49 88H47ZM63 87V86H62ZM62 87H60V88H62ZM66 87H65V89H66ZM77 87V88H76ZM163 87H160V91H162V92H164L162 89H163ZM204 87V86H203ZM1 88V87H0ZM5 88V87H4ZM9 88V87H8ZM7 88V89H8ZM11 88H13V87H11ZM180 89H182V88H184V87H182L181 88V86L179 87ZM190 88H191V86H190ZM193 88V87H192ZM194 88H195V92H196V87L194 86ZM198 88H200L199 86H198ZM197 88V91L199 92V90L201 89H198ZM1 89H3V87L1 88ZM16 89V88H15ZM64 89V87L62 88V90ZM166 89V90H165ZM209 90L210 88L207 86L206 87V90ZM252 89V88H251ZM263 89V88H262ZM30 90V89H29ZM67 90H66V92H67ZM164 90L165 91H167V88L165 87L164 88ZM208 90H207V94H208ZM213 90V91H214ZM3 91H5V90H3ZM3 91H2V93H3ZM23 91V90H22ZM183 91V90H182ZM182 91H180V92H182ZM189 91V90H188ZM187 91V92H188ZM209 91H211V89L209 90ZM14 92V91H13ZM32 92V91H31ZM30 92V93H31ZM51 92H52V94H51ZM192 92H194V89L192 90H190V93H192ZM194 92V94L193 95H198V96H195V97H199L201 94H200V92L202 93V91H200L198 94H196ZM205 92V94H206V91H204L203 90V93ZM215 92V91H214ZM214 92H210V93H214ZM9 93V92H8ZM8 93L6 94V95H8ZM16 93V92H15ZM30 93H29V95H30ZM33 93H35V92H33ZM32 93V94H33ZM173 93V92H172ZM202 93V97H204V94ZM222 93L220 94V95H222ZM18 94V93H17ZM26 94V93H25ZM52 95V96H48V95ZM62 94V95H61ZM65 94V96H63ZM159 94H160V92H159ZM169 94V93H168ZM175 94V93H174ZM180 94V93H179ZM188 94H189V92H188ZM192 94H191V96H192ZM206 94V95H207ZM216 93H214L213 95H215ZM3 95V94H2ZM5 95V98L7 99V97H9V96H6ZM11 95H12V93H11ZM162 96H163V94H161ZM167 95V94H166ZM170 95V94H169ZM182 95H183V93H182ZM205 95V96H206ZM219 94H218V97L220 96ZM27 96H28V94H27ZM27 96H25V97H27ZM33 96V95H32ZM60 96H59V99H61L60 98ZM63 96V97H62ZM176 95H174V96H172V97H175ZM208 97H204V99L201 97V98H198L197 100L195 99V97L193 98V96L192 97H190L191 99L193 98L194 100H195V102L197 101V103L199 104V102H198V100L199 99H203V100H206V99H208V101L206 100V102L208 103L209 102V94L207 95ZM233 96V97H232ZM19 97V96H18ZM30 97V96H29ZM49 97V98H48ZM68 97V96H67ZM70 97V96H69ZM166 97V96H165ZM172 97H171V99H172ZM184 97V96H183ZM187 97V96H186ZM217 97V95H215V99L217 100V99H219L220 100V98L221 97H223V96H221L220 98H216ZM229 97V98H228ZM234 99V102H233V100H232V102H230L231 100L230 99H232V98ZM246 97H252L251 99H250V101L249 100H245L246 99ZM1 98V97H0ZM21 99L23 98V96H21L20 97ZM56 98V99H55ZM74 100H73V99ZM76 98V99H75ZM161 98V99H160ZM167 98V97H166ZM206 98V99H205ZM6 99H4L3 98V100H6ZM16 99V98H15ZM28 99V98H27ZM53 99H55V100H57V101H61V100H58V98H57V96L55 95V97H53ZM177 99V97L175 98V100ZM222 99V98H221ZM3 100H2V102L1 103H3ZM11 100H13V99H11ZM17 100V99H16ZM19 100V99H18ZM28 100H30V98L28 99ZM28 100H27V103H28ZM32 101H33V99H31ZM31 100L29 101L30 103H33V102H31ZM165 100H168V99H165ZM188 100H190L189 98H188ZM200 100V101H201ZM214 100V99H213ZM8 101V100H7ZM43 101V102H44ZM210 101H211V103L213 104H210V105H212V106H214V104H215V108H217V110L215 109V111L217 112L219 109H222V105L220 106V108L219 107H217V103L219 102L218 100H217V102H214V101H212V98H210ZM246 101V102H245ZM253 101V102H252ZM9 102V101H8ZM41 102V101H40ZM67 102H65L64 104H68ZM167 102H169V101H166V103ZM176 102H177V100H176ZM202 102H204V101H202ZM201 102V103H202ZM1 103H0V105H1ZM10 103V102H9ZM21 103V102H20ZM58 103V102H57ZM175 103V102H174ZM201 103L199 104V105H201ZM230 103V104H229ZM23 104V103H22ZM21 104V105H22ZM48 104V103H47ZM162 104V105H161ZM176 104V103H175ZM178 104V105H177ZM176 104V106H179V108H180V110H183V113H184V109H182V105H181V107H180V105L179 104H181V102L180 101H178V103ZM184 105H186V106H184V107H187V103L185 104V102L183 103ZM196 104V103H195ZM219 104V103H218ZM235 104V105H234ZM246 104V105H247ZM4 105V104H3ZM2 105V106H3ZM6 105V104H5ZM4 105V106H5ZM7 105H8V103H7ZM16 105H17V102H16ZM19 105V104H18ZM28 106H29V104H27ZM30 105V106H31ZM49 105V104H48ZM52 105V104H51ZM55 105H57L56 103L53 105V106H55ZM62 105V101H61V104H60V106ZM66 105H65V108H62V109H66ZM69 105V104H68ZM67 105V106H68ZM167 105H169V104H167ZM193 105V104H192ZM206 105V104H205ZM209 105V106H210ZM12 106V105H11ZM24 106V105H23ZM45 106H46V104H45ZM44 106V107H45ZM59 106V105H58ZM63 106V105H62ZM76 106H77V103H76ZM170 106V105H169ZM172 106V105H171ZM208 106V107H209ZM249 106V107H250ZM257 105H256V107H258ZM7 107V106H6ZM6 107H5V109H6ZM8 107H9V105H8ZM13 107V106H12ZM51 107V106H50ZM162 107V108H163ZM188 107H191V106H188ZM214 107H212V109L214 108ZM245 107V106H244ZM10 108V107H9ZM17 108H18V106H17ZM16 108V110H18ZM48 108V107H47ZM58 108V107H57ZM56 108V109H57ZM60 108V107H59ZM76 108V107H75ZM76 108V109H77ZM172 110H174V107L172 106ZM207 108V107H206ZM210 108V107H209ZM3 109V108H2ZM14 109H15V107H14ZM13 109V110H14ZM21 109V108H20ZM32 109V108H31ZM30 109V110H31ZM55 109V108H54ZM161 109V112L159 111ZM208 109V108H207ZM211 109V108H210ZM211 109V110H212ZM226 111L228 110L227 108H224ZM235 109V108H234ZM264 109V108H263ZM23 110L25 111H27V109H24L23 108ZM51 110V109H50ZM49 110V112L48 113H50L49 115H48V113H46V115H48V116H51V118H53L52 116V113L54 114V112H55V116L54 117H57L58 118V114H57V112H56V110L54 111L53 110V112H51ZM170 110H171V107H170ZM169 110V111H170ZM180 110L178 109V111H179V114L181 113L180 112ZM211 110H210V112H211ZM225 110H221V111H223L222 113H221V115L223 114V113H225L226 111ZM231 110H229V111H227L228 112V114H227V112L225 113V117H226V115H230V116H228V119H231V116H232V114H230L231 112L232 113H235V111H231ZM238 110H241V109H238ZM237 110V112H239ZM1 111V110H0ZM3 111V110H2ZM8 111V110H7ZM22 111V110H21ZM23 111V112H24ZM25 111V113L24 114H26L27 112ZM33 111H34V109H33ZM48 111V110H47ZM47 111H44V112H47ZM208 111H209V109H208ZM213 111V110H212ZM220 111V112H221ZM225 111V112H224ZM241 111H243V109L241 110ZM240 111V113L241 114H245V113H243V112H241ZM256 111V112H255ZM19 112V111H18ZM23 112H21V113H23ZM31 112V111H30ZM35 112V111H34ZM71 112H73V113H71ZM214 112V111H213ZM220 112H218V114H220ZM230 112V113H229ZM251 112V111H250ZM4 113H7L6 111H4ZM20 113V114H21ZM32 113V112H31ZM36 113V112H35ZM161 113H163V116H161L160 114ZM175 113H177V112H175ZM183 113H181L182 114V117H180V118H178V119H183L186 115H184ZM256 113H257V115H256ZM264 113V112H263ZM8 114V113H7ZM19 114V115H20ZM61 114V115H62ZM171 114V113H170ZM181 114L180 115H178V116H181ZM187 114V113H186ZM189 114H188V117H190L189 116ZM200 114V115H199ZM208 114V113H207ZM22 115V114H21ZM28 115V114H27ZM35 115H38V114H35ZM57 115V116H56ZM158 115L161 117V119H159L158 118ZM184 115V116H183ZM235 115H237V113H235ZM239 115V114H238ZM247 115V114H246ZM245 115V119H246V121H249V124H251L250 123V119H249V114L246 116ZM4 116H6V115H3V118H4ZM30 116H31V114H30ZM32 116H33V113H32ZM166 118H165V117ZM173 115H171V117H172ZM175 116V115H174ZM223 116V117H224ZM244 116V115H243ZM22 117V118H23ZM167 117H169V118H167ZM187 117V116H186ZM197 117H196V119H197ZM209 117V116H208ZM230 117V118H229ZM233 117V116H232ZM240 117V119L242 118L241 116H239ZM246 117H248V118H246ZM2 118V119H3ZM5 118H8L7 116L5 117ZM5 118L3 119V120H5ZM22 118H21V120H22ZM31 118L32 119V121H34L35 123H37V121H38V126H39V128H40V130H36V129H38V128H36L35 126H33L34 127V131L32 130V127L30 128L32 131L30 132V129L28 128V127H30L32 124H29V126H28V123L27 122H29L30 120L29 119ZM56 118V119H57ZM162 118H163V121H162ZM175 118V117H174ZM173 118V119H174ZM191 118V117H190ZM193 118H195V117H193ZM235 118V119H234ZM238 117L236 116V117H233V120H234V122H236V119H237ZM25 119L26 120H29V121H25ZM46 121H45V120ZM54 119V118H53ZM60 119V118H59ZM59 119H57V120H59ZM62 119V118H61ZM173 119H171V124L172 123H174L176 120H177V117L175 118L176 120L173 122ZM227 119V120H228ZM239 119V118H238ZM237 119V120H238ZM239 119V120H240ZM243 119V120H242ZM241 120H242V123H240L241 122V120L239 121V122H236L237 123V125H239V126H241L242 124H243V122L245 121V119L244 118H242ZM248 119V120H247ZM3 120H1L2 122H3ZM18 120V119H17ZM19 120H20V118H19ZM18 120V121H19ZM56 120V121H57ZM184 120V119H183ZM195 120V119H194ZM49 121H51V120H48V122ZM166 121V122H165ZM179 121H181V120H179ZM252 120H251V122H253ZM262 121H263V118H262ZM2 122H1V127H3L4 125L2 124ZM5 122V121H4ZM6 122H7V120H6ZM20 122V121H19ZM19 122H17V124H20ZM58 122V121H57ZM187 122V120L184 122V126H185V123ZM229 122V121H228ZM23 123H22V125H23ZM32 123V122H31ZM65 123V124H64ZM231 123H233V122H229V125H231ZM239 123V124H238ZM246 123V122H245ZM11 124V125H12ZM55 124V125H56ZM198 124V123H197ZM201 124V125H202ZM241 124V125H240ZM255 124H251L250 126V128L251 129H249V127L247 126V123H246V127L251 131V130H253L254 129V126L253 125H255ZM3 125V126H2ZM10 125V126H11ZM51 125V124H50ZM167 125H168V127L170 126V127H172V128H174V129H171V128H168L167 129ZM187 125V124H186ZM228 127H229V125L228 124H226ZM235 125V124H234ZM10 126H7L8 128H7V130L6 131H4V129L6 128V127H4V129H3V132H7L8 131V129L10 128ZM12 126V127H13ZM37 126V125H36ZM245 126H243L244 128H245ZM0 127V129H2ZM12 127H11V129H12ZM54 127V126H53ZM53 127H52V129H53ZM204 127V126H203ZM206 127H204V128H206ZM231 127V126H230ZM242 127V126H241ZM242 127V128H243ZM253 127V128H252ZM19 128L17 129V130H19ZM46 128V127H45ZM236 129V127H234L233 126V129ZM242 128H240L241 129V131H243L244 129H242ZM14 129V130H13ZM12 130L13 131H10V132H13V133H16V132H14L16 129L15 128H13ZM55 129V131H54V129L52 130L53 132H56L57 131V133H59L58 131V129L56 130ZM174 130V131H176V129H178L177 131L179 132L178 134L176 133V135L177 136H179V138L178 139H174V131H172V135H170V136H172V138L170 139L171 140V142L173 141V144L174 145H176L175 146V149L173 148V146H172V144H171V148H173L172 149V151H171V148H170V140H169V135L168 134H166V135H161L160 134V132H162L161 130H163V131H167V130ZM186 129H184V131L186 130ZM208 129V130H207ZM213 129V130H212ZM239 129V130H240ZM10 130V129H9ZM23 130V131H22ZM61 130H63V129H61ZM183 130V129H182ZM191 130V131H190ZM206 130L208 131V133L210 132L209 131V128H206ZM205 130V131H206ZM229 130V129H228ZM237 130V129H236ZM36 131H37V133H36ZM47 131V130H46ZM45 131V132H46ZM222 131V130H221ZM232 131V130H231ZM238 131V130H237ZM245 131V130H244ZM244 131H243V133H244ZM248 131V130H247ZM2 132V131H1ZM10 132H7V134H11ZM26 132V131H25ZM52 132V133H53ZM168 132V131H167ZM166 132V133H167ZM170 132V131H169ZM249 132V131H248ZM259 132V133H260ZM20 133V134H19ZM24 133V132H23ZM30 133H31V136L33 137L34 136V138H32L31 136H29L30 135ZM34 135H33V134ZM174 133V134H173ZM232 133H234L233 131L231 132V134ZM242 133V132H241ZM246 133V132H245ZM5 134V133H4ZM7 134H5V136L7 135ZM56 134V133H55ZM55 134H52V135H54V137L56 138L57 136H55ZM171 134V133H170ZM181 134V133H180ZM210 134V133H209ZM240 134V133H239ZM248 133H246L245 135H247ZM254 134V135H255ZM9 135H7V136H9ZM15 135V134H14ZM17 135V134H16ZM15 135V137H17ZM22 137H20V136ZM45 135H47V134H45ZM51 135V136H52ZM62 135V136H61ZM181 135H183V134H181ZM244 135V134H243ZM249 135V134H248ZM4 136V137H5ZM10 136H12V135H10ZM9 136V137H10ZM161 136H163V137H161ZM185 136V135H184ZM204 136V135H203ZM213 136H215V134L213 135ZM237 136V135H236ZM252 136L254 137V138H252ZM262 136H263V138H262ZM0 137H1V134H0ZM9 137H7V138H9ZM25 137V136H24ZM29 137H31V138H29ZM175 137V138H176ZM210 137H211V139H210ZM227 137H228V135H227ZM238 137V136H237ZM6 138V137H5ZM5 138H4V140H5ZM45 138V137H44ZM41 139V140H45V139ZM164 138V139H163ZM168 138V139H167ZM260 138H262V141H260ZM3 139V136L1 137V141L2 142H4V140H2ZM11 139H13V138H11ZM30 139H34V141H32V140H30ZM192 139V140H191ZM239 139H240V137H239ZM243 139H245V138H243ZM14 140V139H13ZM12 140V141H13ZM24 140H26V144L25 143H23L24 142ZM35 140H36V142H35ZM54 140L57 142L56 144H54ZM168 140H169V142H168ZM174 140H176V141H174ZM250 140V139H249ZM1 141H0V143H1ZM7 141V140H6ZM12 141H10V138H9V142H11L12 143ZM28 141H32L30 144H31V146H28V145H30L29 143H28ZM184 140H182V142H183ZM187 141V142H188ZM199 142V143H196V142ZM210 141H211V143H210ZM241 141V140H240ZM9 142H7L8 144H9ZM13 142H17V141H13ZM33 142L36 144H39L40 142L43 144L44 143V145L42 146V144L40 145L41 146V148L39 147L38 148V146L39 145H37V146H35V149L34 150H36L37 148V150H39V151H34L33 150V148H34V146H33ZM245 142H247L246 141V139H245ZM256 142V141H255ZM6 142H4L3 144H5ZM243 143V141L241 142V144ZM8 144H7V148H8V151H10V148H12L13 149V147H15V145L14 146H12V147H8ZM14 144V143H13ZM58 144H60L59 146V148H58V146H56V145H58ZM181 143L179 142V145H180ZM184 144H185V141H184ZM184 144L182 143L181 144V146L183 145L184 146ZM235 144H238V143H235ZM234 144V145H235ZM250 144V143H249ZM255 144L256 145H258L257 147H254L255 146ZM9 145H12V144H9ZM27 145V146H26ZM46 145H48V143L46 144ZM179 145H178V147H179ZM182 146V147H183ZM190 146V147H189ZM246 146V145H245ZM2 147V146H1ZM3 147H5V146H3ZM27 147H29V149H32L33 151H31L30 153H29V149H27ZM30 147H33V148H30ZM37 147V148H36ZM57 147V148H56ZM181 147V148H182ZM238 147H240V145H238ZM241 147H243V146H241ZM247 147V146H246ZM250 146L248 145V148H249ZM44 150H43V149ZM245 148V147H244ZM5 149V148H4ZM11 149V150H12ZM15 149V148H14ZM27 149V150H26ZM180 149V148H179ZM250 149V148H249ZM1 150H3V148H1ZM6 150V149H5ZM5 150H4V152L3 153H5ZM19 149H17V147H16V152H18L19 154H20V156H21V154L22 153H20L19 151H18ZM29 150V151H28ZM185 150H187V151H185ZM178 151V150H177ZM242 151H243V154H244V156H245V159H244V156L242 157L241 156V154H242ZM1 152V151H0ZM174 152H175V155H174ZM178 152V153H179ZM186 152V153H185ZM237 152H239V154L237 153ZM2 152H1V154H3ZM18 153H17V155H18ZM175 156V157H173V155ZM236 153H237V156H236ZM241 153V154H240ZM247 153V154H246ZM252 153V152H251ZM0 154V155H1ZM6 156L5 157H7L8 156V154L10 155V154H13V153H8V152H6ZM179 154V155H180ZM242 154V155H243ZM262 154V155H261ZM5 155V154H4ZM232 155H234V156H232ZM240 155V156H239ZM249 156V158H248V156ZM254 155L256 156L255 158H256V160H257V162H256V160H254L255 158H254ZM39 156L41 157V158H39ZM52 156V157H51ZM58 156V157H57ZM253 157V160L254 161H252V157ZM2 157V156H1ZM9 157H11V156H9ZM18 157V156H17ZM177 157V158H176ZM234 157H236L237 159H235ZM241 157H242V159H244V161L245 162H247L250 158H251V160L250 161H252V162H256V164H258L257 166L259 167H257L256 166V164H254L253 163V165H255L254 166V168H250L249 166L251 165L252 166V164H250L251 162L250 161H248V163L250 164H248L249 166V169H247L248 167L246 166L247 165V163H245L243 160H241L242 161V163L243 164H241V162L238 160V158H240L241 159ZM3 158V157H2ZM12 158H14V157H11V159ZM22 158H24V156H23V154H22V156H21V159ZM43 158V159H42ZM49 158H53V159H57V158H59V161H58V163L56 164L55 163V160H54V162L52 161L51 163H52V165L49 163V161L51 160H49ZM202 158V159H201ZM204 158H205V160H204ZM178 159V161H176V163H175V160H177ZM5 160V161H6ZM8 160H10V158H8ZM19 160V159H18ZM17 160V163L15 164L16 165V168L14 167L15 165L13 164V162H12V166L9 164V166L12 168V170L14 171L15 169H17L18 171H19V167L22 169V167L20 166V164L22 165L23 163H22V161H21V163H19L20 161H18ZM174 160V161H173ZM201 160H203V162L201 161ZM236 160H238V161H236ZM15 161H16V159H15ZM11 162V161H10ZM30 162V163H31ZM179 162V163H178ZM184 162V163H185ZM236 162H237V164H236ZM240 162V163H239ZM5 163V164H4ZM48 163L50 164V166H54V164H55V166L53 167V169L51 168V167H49L50 168V170H51V172H49V174L47 173V172H45V170H46V165H48ZM54 163V164H53ZM174 163H175V165L177 164L178 165V167L176 168V166L174 165ZM183 163V164H184ZM8 164V163H7ZM19 164V165H18ZM244 165L243 167H246V174L244 173L245 171H244V169H243V167H241L240 165ZM179 165H181V166H179ZM8 166V165H7ZM22 166H24V164L22 165ZM184 166V165H183ZM189 166V167H188ZM18 167V168H17ZM26 167H23V168H25V169H22V170H26ZM43 167L45 168V170H43ZM48 167H47V170H48ZM10 169V168H9ZM250 169H254L255 171V173H253V171L251 172L250 171ZM22 170H20V171H22ZM50 170H48V171H50ZM36 171V172H35ZM42 171V172H41ZM23 172V171H22ZM28 172H26L25 171V174L26 173H28ZM66 173L67 172V175H65V176H68L67 178H68V181L70 182L71 180L73 181V178H74V180L76 179L75 178V176H77V178L78 179H76L75 181H76V183H78V184H76L75 182H73L72 184H70L69 182V184L68 183H66L65 182V180L63 181V178H65L66 179V177H64L63 176V173ZM190 172V173H189ZM235 172H237L239 175H242V177H243V175L245 174V176L247 175V176H249V178H246L249 182H247V183H249V185H248V188L246 189V188H244V185H245V183L243 184V188L244 189H246V191L243 189V191L242 192H239V189H237L236 187L237 186H235L234 184H235V182L233 183V181H234V179L235 178H233L234 176L236 177L237 175V173H235ZM64 173V174H65ZM177 173H178V175H179V177L177 176ZM241 173V174H240ZM250 173H253L252 175H254L255 176V178H252V177H250L251 175H250ZM20 174V173H19ZM19 174H17V175H19ZM35 174V175H34ZM235 174V175H234ZM13 175V174H12ZM23 175V174H22ZM33 176V177H31V176ZM16 176V175H15ZM25 176H27V175H25ZM48 176V177H47ZM23 177V176H22ZM177 177V178H176ZM237 177H240V176H237ZM237 177H236V179H237ZM242 177H240V179H238V181H242L243 182V178ZM258 177V178H257ZM29 178H33L32 180L31 179H29ZM178 178L180 179V180H178ZM242 178V179H241ZM252 178V179H251ZM177 179V180H176ZM253 179H254V181H255V179H257L255 182L253 181ZM14 180V179H13ZM16 180V179H15ZM34 180V181H33ZM190 180V181H189ZM245 180V179H244ZM19 181V180H18ZM30 181H31V183H30ZM66 181H67V179H66ZM13 182V181H12ZM22 182V183H23ZM242 182H240L241 183V185H242ZM256 182H259V183H257V186L255 185V183ZM68 184V186H69V189H68V187L66 186V184ZM74 183L76 184V189H74V190H77L76 192L73 190V187H75L74 186ZM236 183H238V182H236ZM240 183H239V186H240ZM48 185V186H47ZM70 185H73V187H71ZM77 185H79V188H77L78 186ZM246 185V186H247ZM238 186V188H241V187H239ZM245 186V187H246ZM2 187V188H3ZM18 187H20V186H18ZM17 187V188H18ZM46 187L47 188V191L49 192L50 191V193L48 194V195H57L58 197H56V199H58L59 200V202H62L61 203V205H60V208L61 209H63L62 211L61 210H59V211H57L58 209H59V206H58V204H57V206H55V207H58V208H54L52 205H55L57 202H51V200H50V198H45V199H47L44 203H43V200L41 199V197H42V193L44 194V192H43V190H44V188ZM49 187V188H48ZM181 187V188H180ZM256 187H259V188H257V189H255ZM46 188H45V192H46ZM51 188V189H50ZM54 188V189H53ZM72 188V189H71ZM41 189H43V190H41ZM71 189V190H70ZM187 189L185 190H183V188H182V190L184 191L183 193H185V192H187ZM69 190V191H68ZM73 190V191H72ZM79 190V191H78ZM174 190V192H176ZM242 190V189H241ZM36 191H38V193H40V191H42L41 192V194L39 195H37L38 197L39 196H41V197H37L34 193H37ZM177 191H178V189H177ZM192 191H193V193H192ZM196 193H195V192ZM245 191V192H244ZM259 191V192H258ZM5 192V191H4ZM189 192V191H188ZM261 192H262V194H261ZM2 193V192H1ZM47 193V192H46ZM56 193V194H55ZM197 194V196H201V195H198V193L199 194H206L205 196H207V194H208V196L205 198V199H199L200 197H197V198H195L196 196H194V198H195V201L193 200V199H191V198H193L192 197V194ZM259 193H260V195H259ZM33 194H34V196H36L37 197V199H39V202L40 203H43V204H40L39 202H38V200H36L34 197H33ZM181 194V193H180ZM186 194V193H185ZM189 194H190V192H189ZM188 194V195H189ZM11 195V196H12ZM46 194H44L43 196H45ZM48 195H47V197H48ZM240 195V196H239ZM249 196H250V194H248ZM172 196V197H171ZM178 196H181V195H178ZM205 196H202L201 198H203V197H205ZM241 197L240 199H241V201H242V205L240 204V199H239V197ZM249 196L248 197H246V198H249ZM46 197V196H45ZM233 197V198H232ZM235 197V198H234ZM176 198H178V197H176ZM180 199H181V197H179ZM35 199V200H34ZM41 199V200H40ZM55 199V200H56ZM191 199V200H190ZM197 199H198V201H197ZM234 200V203H235V200L240 204H234L232 201ZM253 199H251V200H253ZM173 200H177L178 201V203L177 204H175V202L173 201ZM193 200V201H192ZM199 200H201V203H200V201ZM203 200V201H202ZM212 200V201H211ZM37 201V202H36ZM42 201V202H41ZM53 201V200H52ZM193 202V205H191L192 204V202ZM210 201L212 202V204L213 205H215V206H213V205H211V203H210ZM174 202V203H173ZM197 202V203H196ZM244 202V203H243ZM181 203V202H180ZM233 203V204H232ZM245 203H247V204H245ZM252 203V202H251ZM182 204V203H181ZM182 204V205H183ZM201 204V205H200ZM173 205H176V206H174V208H173ZM191 205V206H190ZM210 205H211V207H210ZM232 205H233V207H232ZM236 205V206H235ZM190 206V207H189ZM222 206V207H221ZM235 206V207H234ZM258 206V205H257ZM176 207H177V209H176ZM179 207H180V205H179ZM213 207V208H212ZM232 207V208H231ZM50 208L52 209H55L56 211H57V213H55V211L54 210H52L56 215H55V217L57 216V215H59V216H61L62 215V217L60 218L59 216H57V218L54 220V216H53V212L50 210ZM198 208V207H197ZM207 208V209H206ZM235 208V209H236ZM244 208V209H245ZM263 208V209H262ZM49 209V210H48ZM172 209H173V211H172ZM180 209H182V207L180 208ZM185 209V210H186ZM242 208H239V210L241 211H239L238 210V212H239V214H241L242 213V210H241ZM50 211L49 213H51V215L48 213V211ZM186 210V211H187ZM192 210V211H191ZM246 210V209H245ZM248 210V209H247ZM254 210V211H255ZM187 211V212H188ZM250 211H251V209H250ZM253 211V210H252ZM63 213V214H61V213ZM47 213V214H46ZM59 213V214H58ZM243 213H244V211H243ZM249 213H251V212H248V213H246V214H249ZM234 215V216H238L237 217V220L234 218V217H232V215ZM255 214H257L256 212H255ZM184 215H186V214H184ZM221 215H222V217H221ZM243 215V214H242ZM245 215V214H244ZM243 215V216H244ZM201 216V217H200ZM212 216H210V217H212ZM224 216V217H223ZM229 216H231L232 218H234V219H231V217L229 218ZM246 216V215H245ZM248 216V215H247ZM258 216V215H257ZM257 216H256V218H257ZM259 216V219H261V221L263 222V217H264V213H263V217L261 216L260 217ZM193 217V218H194ZM59 218V219H58ZM183 218V219H182ZM246 218H248V217H246ZM190 219H191V221H190ZM244 219V218H243ZM259 219L257 220V221H259ZM196 222H195V221ZM204 220V221H205ZM218 220H217V222H218ZM236 220V221H235ZM247 220V219H246ZM254 219H252V221H253ZM256 220V219H255ZM187 221H190V224H192L193 222V224L192 225H186V224H188V222ZM193 221V222H192ZM203 221V220H202ZM216 221V220H215ZM241 221V222H240ZM75 222V223H74ZM77 222V223H76ZM227 222H230V225H229V223H227ZM239 222V223H238ZM244 222H245V220H244ZM247 222V221H246ZM254 222V221H253ZM252 222V223H253ZM260 222V221H259ZM258 222V223H259ZM81 224V226L79 225V224ZM172 223L171 222H169V224L166 226V228H168V229H165L164 228V233H165V236H167V232H165V230H170V232H171V227H170V224H171V226H172ZM255 223V222H254ZM257 223V224H258ZM261 223V222H260ZM39 224V225H38ZM41 224V225H40ZM42 224H44V225H42ZM74 224H77L76 226L74 225ZM217 224V223H216ZM45 225H48V226H45ZM82 225H84L85 227H83ZM112 225H116V227L117 228H115V227H113L114 229V231L111 229L112 227H110V226H112ZM118 225V226H117ZM122 225L120 226V227H122ZM221 225V226H220ZM228 225V226H227ZM263 225V224H262ZM261 225V226H262ZM65 226H67L66 227V230H65ZM173 226H174V224H173ZM175 226L174 227H172V228H174L175 229ZM182 226V227H183ZM192 226V227H191ZM235 226V225H234ZM264 226V225H263ZM36 227H37V229H36ZM42 228L43 227V229H44V231H43V229H40L39 230V228ZM45 227V228H44ZM48 227V231H46L47 228ZM54 227V226H53ZM57 227V228H58ZM69 227L71 228V230H69ZM126 228V230H125V228ZM176 227V228H177ZM84 228H86V229H84ZM108 228H110V229H108ZM132 228V230H130ZM193 228V230L192 231H195V229ZM202 228V227H201ZM203 228L201 229V230H203ZM243 228H244V225H243ZM245 228H246V226H245ZM225 229H227V230H225ZM241 229V230H240ZM262 229V228H261ZM264 229V228H263ZM7 230V231H6ZM35 230H39V232H37L38 233V235H36V231ZM59 230V229H58ZM118 230V231H119ZM176 230V229H175ZM179 230H177V232L176 233H178V232H180ZM200 230V231H201ZM225 230V231H224ZM60 231V230H59ZM60 231V232H61ZM121 231V232H122ZM199 230H198V233L200 232ZM221 231H222V233H221ZM223 231H224V233L225 232H227V233H223ZM42 232H40V233H42ZM87 232V233H86ZM114 232V233H113ZM120 232V233H121ZM202 232V231H201ZM200 232V233H201ZM203 232H204V230H203ZM206 232V231H205ZM254 232V231H253ZM112 233V234H111ZM157 233H159V235H161V236H159V237H157ZM167 233V234H166ZM173 233V236L175 237L176 236V233L172 230V232L170 233V234H172ZM174 233H175V235H174ZM48 234V233H47ZM53 234V233H52ZM57 235V233L56 232H54V235ZM62 234H63V231H62ZM123 234V233H122ZM121 234V235H122ZM127 234H129V233H127ZM179 234H181V233H179ZM186 234V235H185ZM194 233H192L191 235H193ZM202 234V233H201ZM205 234H207V233H205ZM257 234V233H256ZM59 235V234H58ZM57 235V237L58 238H61V236L59 237ZM64 235V236H65ZM118 235V236H117ZM130 235L128 236V237H130ZM169 235V234H168ZM182 235V236H183ZM190 235V236H191ZM203 235V234H202ZM212 235H213V237H212ZM255 237H254V236ZM7 235L5 236L4 235V237H8ZM51 236V235H50ZM63 236V237H64ZM68 236H66L67 238H68ZM73 236V237H74ZM91 238H90V237ZM164 236V238H163V240H165V237ZM215 236L217 237V238H215ZM249 236V237H248ZM258 238H257V237ZM1 237V236H0ZM46 237V238H45ZM56 236H54V237H50V239L51 238H55ZM72 237V238H73ZM88 237H89V239H88ZM128 237H126V238H128ZM170 237H171V235L170 236H168L167 237V239L166 240H169L170 239ZM196 237V238H197ZM249 238V240H245L246 238ZM69 238H70V236H69ZM76 237H74L73 238V240H77V239H75ZM78 238V237H77ZM115 238V237H114ZM122 238V237H121ZM120 238V241H124V240H122ZM147 238H145L146 239V241L147 242H152V243H154V241H151L152 239L151 238H148V239H151L150 241H148L147 240ZM173 238V237H172ZM201 238V239H200ZM223 238H225V239H223ZM4 239V238H3ZM39 239H40V237H39ZM123 239H125V237H123ZM193 239V238H192ZM197 239V240H198ZM220 239H219V241H220ZM83 240V239H82ZM93 240V241H94ZM110 240V239H109ZM113 240V239H112ZM115 240V239H114ZM128 240H130V241H132L130 238H128ZM134 240H136V239H134ZM163 240H161V241H163ZM166 240H165V242H166ZM179 240H181V239H179ZM179 240H177L178 242H179ZM182 240H181V242H182ZM202 240L200 241V242H202ZM228 240H230V241H228ZM9 240L7 239V242H8ZM20 241V240H19ZM23 241V240H22ZM25 241V243H27ZM50 241V240H49ZM49 241H47V242H49ZM53 241V240H52ZM63 241H65L64 239H63ZM62 241V242H63ZM68 241H70L71 242V240H68ZM67 241V242H68ZM78 241V240H77ZM126 241V240H125ZM176 241V242H177ZM215 241V242H214ZM34 242V241H33ZM51 242V241H50ZM75 242V241H74ZM136 242L138 243V240H136ZM135 242V244H137ZM164 242V243H165ZM22 243V242H21ZM25 243H23V244H25ZM72 243V242H71ZM70 243V244H71ZM80 243V245H81V242H79ZM120 243V242H119ZM151 243V244H152ZM183 243H185V242H183ZM220 243V242H219ZM22 244V245H23ZM27 244H29V243H27ZM57 244H59V242L57 243ZM95 244V243H94ZM93 244V245H94ZM148 244V243H147ZM173 244H174V241H173ZM178 244V246H180V245H182V244H180L179 245V243H177ZM189 244V243H188ZM218 244V243H217ZM221 244H218V245H221ZM60 245V244H59ZM76 245L77 246H73V248H75V249H77L78 248V245L79 244H77V242H76ZM84 245V244H83ZM82 245V246H83ZM87 245H88V243H87ZM92 245V246H93ZM148 245H150V244H148ZM154 245V244H153ZM152 245V246H153ZM35 246V245H34ZM61 246V245H60ZM64 247H66L65 246V244L63 245ZM96 246V245H95ZM94 246V248H95V250H96V247ZM98 246V245H97ZM120 246V245H119ZM121 246H123V245H121ZM120 246V247H121ZM151 246V245H150ZM149 246V247H150ZM150 247L151 249L152 248H154V247ZM176 246V245H175ZM175 246H173V247H175ZM213 246V247H212ZM68 247H70V246H68ZM86 247H88V246H86ZM100 247V246H99ZM114 246H112V248H113ZM118 247V246H117ZM125 247V246H124ZM140 248L142 247V246H139ZM139 247L136 249L139 253L142 251V250H140L139 251ZM172 247V248H173ZM186 247H187V249H186ZM192 248V249H190V248ZM195 247H197L198 249H195ZM210 247H212L211 249H210ZM35 248V247H34ZM37 248H39V247H37ZM57 248V247H56ZM60 247H58L57 249H59ZM67 248V247H66ZM66 248H65V250L64 251H66ZM79 248H81V246L79 247ZM83 248H84V246H83ZM92 248V247H91ZM91 248H89V250L91 249ZM94 248H92V249H94ZM101 248V247H100ZM111 248V246L109 247H107L106 249H107V251L109 250ZM111 248V249H112ZM185 248V249H184ZM189 248V249H188ZM36 249V248H35ZM60 249H62V246H61V248ZM68 249V248H67ZM86 249V248H85ZM99 249V248H98ZM97 249V250H98ZM104 249H105V247H104ZM119 249V248H118ZM120 249H122V248H120ZM142 249V248H141ZM174 249V248H173ZM194 249V250H193ZM31 250V249H30ZM74 250V249H73ZM78 250V249H77ZM83 249H81V251H82ZM87 251V250H85L86 251V254H87V252L90 254V256L92 255L90 252L92 251V252H94L93 250H91V251ZM101 250V249H100ZM113 250V249H112ZM114 250H116V249H114ZM113 250V251H114ZM126 249H124L123 251H125ZM147 250H148V248H147ZM51 251H53L52 250V248H51ZM55 251V250H54ZM62 250H60V252H61ZM75 251V250H74ZM105 251V250H104ZM111 251V250H110ZM109 251V252H110ZM113 251H111L112 253H113ZM133 249H132V251H128L127 253L130 255L131 253H133ZM149 251H151V250H148L147 252H149ZM216 251V250H215ZM22 252V251H21ZM73 252V251H72ZM76 252V251H75ZM80 252V249H79V251H78V253ZM83 252H84V250H83ZM110 252V254L109 255H111L112 253ZM115 252V251H114ZM129 252H131V253H129ZM136 252V251H135ZM5 253V252H4ZM8 253V252H7ZM54 253V252H53ZM57 253H58V251H57ZM70 253H71V250H70ZM94 253H96V252H94ZM123 253V252H122ZM125 253H126V251H125ZM139 253H137V255L139 254ZM143 253V252H142ZM161 253V252H160ZM159 253V254H160ZM168 253H170V254H168ZM173 253V254H172ZM34 254V253H33ZM39 254V253H38ZM51 253H49V255H50ZM61 254V253H60ZM67 254V253H66ZM65 254V255H66ZM69 254V253H68ZM68 254H67V256H68ZM76 254V253H75ZM104 254H105V252H104ZM107 254V253H106ZM117 253H114L112 256H111V258H115L116 260H118L117 259V257L118 258H120V256H118V255H116ZM144 254V253H143ZM186 254V255H185ZM192 254H194V255H192ZM56 255V254H55ZM82 255V254H81ZM102 255H103V253H102ZM116 255V256H115ZM121 255V254H120ZM124 255H126V254H124ZM123 254H122V256L121 257H123L124 256ZM136 255V256H137ZM163 255V254H162ZM20 256V255H19ZM52 256V255H51ZM51 256L49 257V258H51ZM66 256V257H67ZM78 256V255H77ZM83 256V255H82ZM100 256V255H99ZM107 256L108 255H106V260L107 259H109V257L107 258ZM133 256V255H132ZM157 256V255H156ZM26 257V256H25ZM30 257V256H29ZM47 257V256H46ZM52 257H56L57 258V256H52ZM63 257V259H64V257L65 256H62ZM83 257H87V255L85 256H83ZM93 257L94 258H96V256H94L93 255ZM130 258H132L131 256H129ZM140 257V256H139ZM139 257H138V259H139ZM170 257H167V262L166 263H170V262H168L169 260H172L171 262H173V259L172 258H170ZM174 257V256H173ZM28 258V257H27ZM37 258H39L38 256H37ZM48 258V257H47ZM78 258V257H77ZM88 258H90V257H88ZM94 258L91 260V261H93L94 260ZM110 258V261L112 260ZM126 258L128 259V256H126ZM125 258V259H126ZM129 258V259H130ZM133 258H135V257H133ZM141 258H142V256H141ZM160 258H162V257H160ZM160 258H158L157 260L158 261H160ZM168 258H170V259H168ZM53 258H51V260H52ZM60 259H62V258H60ZM59 259V260H60ZM63 259H62V261H63ZM84 260H85V258H83ZM83 259H81V261L83 260ZM101 259V258H100ZM115 259H113V261L112 262H115L116 260ZM124 259V258H123ZM137 259V258H136ZM162 259H165L166 260V258H162ZM175 259V258H174ZM178 259V260H179ZM29 260V259H28ZM36 260V259H35ZM42 260V259H41ZM54 260V259H53ZM68 261V263H69V259H67ZM73 260V259H72ZM102 260V259H101ZM104 261H106L105 259H103ZM103 260H102V264L103 263H106V262H103ZM135 259H133V261H134ZM154 260H156V259H154ZM156 260V261H157ZM164 260V261H165ZM30 261H31V259H30ZM47 261H49V260H47ZM66 260H64V263H66L65 262ZM75 261H77V260H75ZM75 261H73V263H75ZM80 263H81V261L80 260H78ZM89 261V259L87 260V261H85V262H88ZM94 261H96V260H94ZM92 262L91 264H93V263H95V262ZM139 261V260H138ZM164 261L162 260V261H160L161 263L160 264H163L164 263ZM90 262V261H89ZM89 262L88 263H86V264H89ZM101 261L99 260V263H100ZM108 263L107 264H114V263H112V262H109V261H107ZM117 262V261H116ZM119 262V261H118ZM117 262V263H118ZM126 262V261H125ZM128 262H130V264L132 263L131 262V259H130V261L128 260ZM127 262V264H129ZM135 262V261H134ZM163 262V263H162ZM175 262H177L176 260H175ZM174 262V263H175ZM181 262V261H180ZM183 262V261H182ZM49 262H47V264H48ZM56 263L57 264H59V263H61V260L59 261V263L56 261ZM55 263V264H56ZM68 263H66V264H68ZM72 263V262H71ZM71 263H69V264H71ZM98 263V261H97V263L96 264H99ZM117 263H115V264H117ZM123 263H124V260H123ZM138 263V262H137ZM154 263H155V261H154ZM173 263V264H174ZM61 264H63V263H61ZM76 264H78L77 262H76ZM82 264H84V261L82 262ZM118 264H120V263H118ZM124 264H126V263H124ZM133 264H135V263H133ZM156 264V263H155ZM157 264H159V263H157ZM176 264V263H175ZM177 264H179L178 262H177Z\"/></svg>",
  "mask_w": 264,
  "mask_h": 264
},
{
  "label": "rangeland",
  "instance_id": "374dc122",
  "mask_svg": "<svg viewBox=\"0 0 264 264\" xmlns=\"http://www.w3.org/2000/svg\"><path fill=\"white\" fill-rule=\"evenodd\" d=\"M11 1V2H10ZM23 1V2H22ZM42 2H38V0H30V3H29V0H27L26 1V4L24 3L25 1L24 0H21V1H19V0H17V1H14L15 2V4H14V6H12L13 4H10V3H12L13 2V0H0V16H2L3 17V19H4V21L5 20H7L8 18H9V20H7V21H11L12 23L14 22L15 24H17V23H19L18 24V26H17V28H18V30L15 32L16 34H14V33H12V32H14V30H16V29H11V28H9L8 26H10L11 24V22L10 23H8V26H6V27H8L9 28V31L10 30H12V31H10V32H8V28L6 29V31L5 30H3L2 32H5L4 34L1 32V37H0V41L3 39V35H7L8 33H12V35L14 34V36L13 37H16V42H14V38H12V35L10 36V34L8 35V36H6V40H5V38L3 39L4 41H2V42H0L1 44H0V46H2V48L0 47V51H1V53H0V87L2 88L3 87V89H1L0 88V101L2 102V100H3V98L4 99H6L5 98V95L8 93V95H6V96H9V97H7V99L6 100H3V103H1V105H0V125H1V120H3L6 116L8 117V118H5V120H3V122H2V124L4 125H2L3 127H1L2 129H0V134H1V137L3 136V139L2 140H4V138H5V140H4V142H6L5 144H3L4 142H2L1 141V137H0V141H1V143H0V151L3 153L4 152V150H5V153H3V154H1V152H0V158L2 159V161L5 159V158H7V160L5 161H3V162H5L6 163V167L8 168V171H9V175H11V177L10 178H13V179H11V183H12V185L14 186V187H16V190L18 189V192H22V193H24L25 192V190H23L22 191V189H26V187L24 186V182H23V178H25V177H27L28 178V174H29V168H27L26 166H28V165H31L32 164V166H29L31 169H30V173H31V170H32V173H34V170L32 169V167H34V163L33 162H31V161H28L27 159H25V157L26 156H28L29 157V155L28 154H26V153H28V152H25V154L24 153H22L23 151H25V149L21 152V150L20 149H22V146L23 145H20L21 147H18V145H17V143H19V141L18 140H15V138H18V133L16 132V131H18V132H21L20 131V128H19V126H16V125H21L22 126V128L23 127H25V125L24 124H26L25 122L23 123V121H24V117L27 119V117L26 116H28V117H33V119L35 120V117H37V119L36 120H38L39 122L41 121V123L39 124L38 123V121H37V123L39 124V126L41 127H43L44 126V124L46 125V124H48V123H50V124H48V125H46V126H44L43 128L44 129H41V130H43L42 131V133L40 134H38L37 133V131H36V133L38 134V136L37 135H34L33 133V135L36 137V139L38 138L39 139V135H40V137H45L44 139L45 140H41V139H43V138H40L39 140L41 141V142H46V144L48 143V145H44V143L42 144L41 142L39 143V144H37L39 141H38V139H37V145H39L38 146V148L40 147L41 148V144H42V146H43V148L45 149V148H48V147H46V146H49L50 144L52 145L53 143H50V142H52V141H50L51 139H52V137H53V139H60V137H59V135L58 134H63V132L64 131H66L65 129H67V127H64L65 125H63V123H61L62 121H63V115L64 114H62V113H59V111L57 112V110H59L60 109V111H65V110H67V111H69V108H70V102H67L68 100H64V99H67V98H69V99H71V97H75L76 95H74L73 96V94L71 95V90L73 89L74 90V88H75V86L77 85V87L79 86L78 84H80V81H77L78 79H75L74 78V80L76 81V84H75V86H73L71 83H73V81L72 80H67L68 79V77H66L67 76V74L70 72L71 73V69L69 70L68 68H69V64L68 63H70V61H74V63L73 64H77V62H78V64H79V61L81 62V57H79V56H81L83 53L85 54V52H83V50H84V45H85V48L86 49H88V48H90V50H92L93 48L95 49V46H94V44H93V39L94 38H97V37H99V35H100V37H101V39H104V38H106V43H109V40H108V38L107 37H105V36H108V34H106V29L108 28V23H109V25L112 23V60H114V59H116L118 62H122L123 64H125V65H127V66H132V67H138L139 66V68L140 67H142V64H143V68L146 70V75H147V77H148V79H146L147 80V82H148V84H149V80H151V82H153L152 84L154 85V86H157L159 89H160V87H163V85L165 86L166 84H169V86L171 87H174V89L172 88L171 90H169L170 88L168 87V85H166L165 87L167 88V91H165L164 90V88L165 87H163V91L164 92H162V91H160L158 88H157V90L160 92V94H159V92H158V94L157 95H159L163 100L161 101L162 102V104H163V102L165 103L164 104V106H166V107H160L161 109H163L162 110V112L164 111V109H165V111L166 112H163L164 113V115L166 116V114L165 113H167L168 112V116H170V118L169 117H167V118H169V120L168 119H165L166 121H168V124L170 123V125L173 127V125L175 126L176 125V127H174V128H178L179 126V128H182V123H183V127L184 128H182V129H179L180 130V133L181 134H183V135H181L177 130L178 129H176V131H174L175 129L174 128H172V127H168V125H167V129L168 128H171V129H174V130H167V131H163V130H161L162 132H160V134L161 135H166V134H168L169 135V140L172 138V136H170V135H172V131H174V139H178L179 138V136H177L176 135V133L178 134L179 133V135L180 136H182V140H184L185 141V144H184V141L182 142V140H181V137H180V140L178 139L177 141L176 140H174V141H176V142H178V143H176V144H178L179 145V142L182 144H184V146L182 147L181 146V144L179 145V147H178V145H177V147H176V149L178 150H175L176 152H177V157H180V158H182L183 156H182V154H180V152H182V151H184V147L186 146L187 148H188V144L190 145L191 143H192V141L193 142H195V140L193 139H191L192 141H188L189 139H187L188 137H186V135L188 136V135H190V134H187L188 132V130L189 129H192L191 128V126H193L192 124H190V123H192L193 121H196V123H195V128L194 129H196V128H200L201 130L202 129H204V130H202L203 131V133L204 134H202V136L200 135L201 133H200V129H199V131L198 130H196V132L198 133V136H201V138H197V136H196V140H198V141H203V139H204V141L208 138L209 139V136H211V137H213L212 139L215 141V139H216V137H218L219 136V132H220V138L221 137H223L225 134H223V136H221V134L224 132L223 131V128H222V125L223 124H225V126L227 127V128H225L224 130H226V133H227V135H228V137H227V135H225L224 137H226V138H228V139H230L229 137H231L232 135V137H233V140H235V141H237V140H239V141H237V142H235V143H238V144H235L231 139V143L233 144V153L235 154V152L236 151H240V149L242 148L243 149V151H244V153L245 152H249L248 154L249 155H252V154H254V152L255 153H257V155L256 156H258V153L260 152L259 151V149L257 148H252L251 146H253L254 144L253 143H258V139H254V140H252L251 139V137H249V138H246L247 136H251L250 135V133L251 134H253V132H254V134L256 133V131L258 132L259 130L257 129V130H255L256 128H257V124H255V123H257V122H255L256 121V116L255 115H252L253 117H255V121H253L254 119H253V117L251 116V113H252V111L253 110H255V109H257V108H261L262 110L261 111H263L264 109V99L261 101V102H263V104L262 103H260L259 104V106H258V102H260V99H257L256 97L255 98H252V97H246V99L245 100H249L250 101V99L251 100H254L255 102H253V103H255V106H252L253 107V110H252V107L250 106V105H248L249 103H251V101L246 105L245 103H244V106L243 105H239L238 104V107L236 108V105L234 106V108H232L233 110H231L230 108L228 109V106H231V104L230 105H228L227 107H225V105H226V103H227V100L226 101H224V93H222V92H224V91H226L225 93H226V95H228V93H229V97L231 96L230 94V92H232V91H230V89L231 88H228V87H225V86H221L220 85V83H218L219 81H216V80H220V77H221V80L220 81H224L225 79L224 78H228V79H226V81H224L225 82V85L227 86L228 84L227 83H230V84H236V85H242L243 84V81L244 80H242V79H245L246 81V85H247V83L249 82H251L252 83V85L253 86H255V90H256V92H257V90H258V86H260L259 87V89H260V91L261 92H264V70H262V69H264V0H117V1H115L114 2V0H113V2H112V0H110V4L112 3L113 4V7H112V15L111 14H108V12H107V10H105L104 8L102 9V11L101 12H103V10L104 11H106V12H103V14H101L100 13V7H106V5H105V3H107L106 1H104V2H102V0H91V1H88L89 2V5L92 7L93 6V8L95 9V8H97V9H95V11H93V14L91 13V15H90V11H89V7H87L86 8V5H84V4H87V1L86 0H83L82 2L84 3V1H86L84 4H80L79 2H80V0H75L76 2H78V3H76V2H74V3H76L75 4V7H77L78 8V6H79V8H81L82 7V5H84V10H85V14H84V12L82 13V17L84 18V20L82 19V17L80 18L79 16H81V10H79L78 9V11H79V16H78V11L77 10H75V8L73 7L72 8V5L70 4V2L72 1H70V2H68L69 4H70V6H69V4H68V6L66 5V0H65V4L63 3L64 2V0H58V1H60V2H56L57 0H54V1H52V0H50V3H52V2H54V7H52V9L50 8L51 6H53V3H52V5L48 2V0H41ZM68 1V0H67ZM16 2H18V5L19 6H17L18 8H16ZM43 2H46L45 4H43ZM47 2H48V5H47ZM103 4H102V3ZM7 3H9L8 5H11L12 6V8L14 9V7L16 8V9H14L15 10V12L13 13L12 12V15L14 16L13 18H12V16L10 17L9 15H7V11H6V9H4L6 6H8L7 5ZM20 3H22V4H20ZM55 3L57 4V3H60V6H62L63 4L65 5H63L62 7H61V9L58 7V5H55ZM109 3H107V4H109ZM26 5L27 6V4H28V7H23V13L21 14L20 12V10L22 9V8H20V5ZM29 4H30V6H29ZM72 4H73V2H72ZM99 4V5H98ZM115 4V5H114ZM4 5H6L5 7H4ZM32 5V6H31ZM39 5V6H38ZM41 5V6H40ZM51 5V6H50ZM78 5V6H77ZM98 5V6H97ZM11 6H10V8H11ZM38 6V7H37ZM46 6H48V7H46ZM88 6V5H87ZM112 6V5H111ZM4 7V8H3ZM39 7H44V9L42 8H40L39 10L40 11H42V10H44V11H47V12H44V11H42V12H39L38 11V8ZM46 7V8H45ZM56 7H58L57 9H56ZM90 7V9H93V8H91ZM115 7V8H114ZM19 8H20V10H19ZM67 8V9H66ZM76 8V9H77ZM9 9V8H8ZM7 9V10H8ZM13 9H11V11H13ZM27 10V11H25V10ZM37 9V10H36ZM53 9H54V12H53ZM56 9V10H55ZM60 9V10H59ZM70 11H69V10ZM93 9V10H94ZM107 9V8H106ZM113 9H115V10H113ZM16 10H17V12H16ZM18 10H19V12H18ZM32 10H36L37 11V13L39 12L40 14H42L43 13V15L44 14H47V13H49V17L50 16H53V18L55 19V18H57L59 21H61V19H59V16L60 15H62V14H60V13H63V19H62V21H64L65 22V18L67 17V14L69 13L70 15L71 14H73L74 15V17H75V21L74 20H72V19H74L73 17H71L70 15H68V18H67V20L69 19L71 22L70 23H68V21H66L64 24L62 23V21H61V24L63 25H60V23H59V21L57 20V19H55L54 21L56 22V21H58V22H53V18L51 19V17L49 18L48 17V15H46L49 19H47V17H45V16H43V15H41L40 17H38V19H37V16H39V15H37V13H36V11H34L35 13H36V17H34L33 16V11ZM52 10V11H51ZM58 10V11H57ZM62 10V11H61ZM64 10H68V11H66L67 12V14H65L64 15ZM75 10V11H74ZM83 10V9H82ZM98 10V11H97ZM9 11H10V9H9ZM31 11V12H30ZM49 11V12H48ZM76 11H77V13H76ZM92 11V10H91ZM25 12H27L26 14H25ZM57 12V13H56ZM59 12V13H58ZM94 12L96 13V16H95V14H94ZM16 13H18V14H21L22 15V17H20L18 14H17V16H18V18L15 20L14 18L15 17H17L16 16ZM38 13V14H39ZM52 13V14H51ZM56 13V14H55ZM104 13H105V15H104ZM32 14V15H31ZM51 14V15H50ZM53 14H55V15H53ZM84 14V15H83ZM99 14H101L102 16H104V17H102L101 15H99ZM10 15H11V13H10ZM23 15H24V17L26 18H24L25 20V22H26V27L27 28H25V26L23 27L22 26V24L23 25H25V22H23ZM26 15V16H25ZM57 15V16H56ZM59 15V16H58ZM72 15V16H73ZM107 15H110V18H109V16H107ZM155 15V17H153ZM194 15V16H193ZM195 15H196V17H195ZM202 15V16H201ZM204 15V16H203ZM219 15V16H218ZM56 16V17H55ZM66 16V17H65ZM78 16V17H77ZM90 16H92V17H90ZM98 16H99V18H98ZM221 16V17H220ZM2 17H0V18H2ZM45 17V18H44ZM95 17V18H94ZM100 17H101V19H100ZM192 17H194V18H192ZM197 17H199V18H197ZM204 17H206L204 20L203 19H201V18H204ZM216 17H218V18H216ZM223 17V18H222ZM7 18V19H6ZM21 18H22V21L20 22L19 20H21ZM30 20H29V19ZM36 18V19H35ZM44 20H43V19ZM78 18V19H77ZM79 18L80 19H82L81 21H84V23H83V25H80V24H82V22H79ZM106 18H109L110 20H108V19H106ZM199 19V20H197V19ZM3 19H1L0 20V22H2L3 23ZM35 19V20H34ZM52 20V23L50 22H48L49 20ZM102 19H103V21L105 22L106 21V24L105 23H97L99 20H101L102 21ZM195 19V20H194ZM37 20V21H36ZM43 20V21H42ZM78 20V21H77ZM86 20V21H85ZM152 20V21H151ZM202 20V21H201ZM7 21H5L6 22V24H5V22H4V24L3 25H7ZM31 21H33V23L31 22ZM45 21H47V22H45ZM75 23V22H77V25L76 26H79L80 27V29L78 28V27H76L75 25L73 26L74 27V29H70L71 27H72V25L74 24L73 22ZM100 21V22H101ZM36 22V23H35ZM39 22V23H38ZM40 22H42V24L43 25H45V23H46V27L45 26H42L41 25V27L39 26L40 25ZM13 23V24H14ZM22 23V24H21ZM30 23V24H29ZM37 23L39 24V25H37ZM72 23V25H71V27L70 28H68L69 26L67 25V24H71ZM10 24V25H9ZM21 24V25H20ZM33 24V25H32ZM30 25V26H29ZM49 25H52V26H49ZM58 27V28H60L61 26H62V28H60V31H59V29H57L58 31H56V29L55 28H57L56 26ZM64 25L66 26V27H64ZM29 26V27H28ZM31 26H35V28H37V29H34V28H31ZM5 26H3L2 27V24H1V27L0 28H2V29H4V28H6ZM11 27V26H10ZM47 27H48V29H49V27L50 28H53L55 31H53V30H51V29H49L50 31H51V33H53V34H51L50 33V31H48V29H47ZM67 28V29H65L64 31H63V29L64 28ZM75 27L76 28H78V29H75ZM107 27V28H106ZM40 28H45V29H43V31L42 30H40ZM31 29V30H30ZM102 29V31H100ZM1 30V29H0ZM34 30H36V31H34ZM41 32H40V31ZM71 31V32H69V31ZM76 30V31H75ZM98 30V31H97ZM126 30H128V31H126ZM38 31H39V38H38V36L37 35H35L36 33H38ZM47 31V32H46ZM53 31V32H52ZM62 31V32H61ZM68 31V32H67ZM74 31V32H73ZM100 31V32H99ZM21 32V33H20ZM17 33H19V34H21V35H18ZM33 33V34H32ZM43 33H50L51 34V36H53L54 34H56V35H59L60 34V36L57 38L55 35H54V38L53 37H51V36H48L49 34H47V35H45V36H47V37H45L44 35H43ZM99 33H101V34H99ZM3 34V35H2ZM61 34H62V36H61ZM98 34V35H97ZM104 34V35H103ZM17 35H18V37H17ZM30 35H32V36H30ZM41 35V36H40ZM42 35H43V37H42ZM64 35V36H63ZM80 35H83V36H81L80 37ZM102 35V36H101ZM127 35V36H126ZM10 36V37H9ZM20 36V37H19ZM21 36H23V37H21ZM37 36V37H36ZM10 39V40H8V38ZM31 37V38H30ZM80 37V38H79ZM83 37V38H82ZM92 37V39L91 40H89L90 38ZM94 37V38H93ZM99 37V38H100ZM122 37V38H121ZM17 38H22V39H20V41H18L17 42ZM37 38V39H36ZM42 38V39H41ZM57 38V39H56ZM18 39V40H19ZM23 39H26V41H24ZM40 39V40H39ZM56 39V40H55ZM119 39V40H118ZM125 39V40H124ZM14 42V43H16V44H14L12 41ZM37 40H39V42H37ZM46 40H48V41H46ZM118 40V41H117ZM21 41H23V42H26V43H21ZM234 42L233 44H234V46L235 47H233V50L234 51H232V47H231V45H233V44H231V43H229V42ZM8 43V42H11V44H13V45H15V46H13V45H10L9 43V47H11V50H12V52H10L9 50V48H7L8 47V45H5L4 43ZM19 42H20V44H19ZM41 42V44H39ZM84 44H83V43ZM121 42L123 43V45H121V47H119L120 45L118 44V43H120L121 44ZM90 43V44H89ZM235 43H237V44H235ZM22 44V45H21ZM27 44V45H26ZM18 45H20V48H18L19 46ZM38 45V46H37ZM91 45V46H90ZM119 45V46H118ZM230 45V46H229ZM7 46V47H6ZM12 46H13V48H12ZM22 46V47H21ZM26 46V47H25ZM36 46V47H35ZM40 46H44L43 48H39ZM229 46V47H228ZM25 47V48H24ZM237 47L239 48V49H242L243 50V53L245 52V55L242 53V51L241 50H239V49H237ZM18 48V49H17ZM115 48H116V50H117V48H119L117 51L115 50ZM204 48H207V49H204ZM225 48H227V49H225ZM230 48V49H229ZM2 49H4L5 51H7V52H5V51H3ZM15 49H17V50H15ZM52 49V50H51ZM85 49V50H86ZM121 49V50H120ZM124 49V50H123ZM131 49L133 50V51H135V53H138V54H133L132 52L133 51H131ZM202 50L203 51V49L205 50L204 52H205V54L207 55V56H209V57H211L210 56V52H212V54H213V52H214V54H216L215 56L214 55H212V58H214V57H217V59H219L218 61L217 60H215V58L214 59H209V57H207L205 54H204V52H202V51H200V50ZM213 50V51H210V50ZM219 49V51H217ZM14 50V51H13ZM31 52H30V51ZM114 50L116 51V52H114ZM194 50V51H193ZM198 50V51H197ZM226 50V51H225ZM230 50V51H229ZM236 50L238 51V55L237 54H234L235 52H236ZM4 53H3V52ZM9 51V52H8ZM118 51H119V53H118ZM120 51H121V53H120ZM139 51V52H138ZM189 51V52H188ZM208 51H210V52H208V54H207V52ZM222 51L224 52L225 51V53L223 54L222 53ZM229 51V52H228ZM240 51V52H239ZM116 54V55H113L114 53ZM228 52V53H227ZM66 53H68V54H66ZM140 53V54H139ZM186 53H189L188 55H189V59H188V55L186 54ZM203 53V54H202ZM210 53V54H209ZM227 53V54H226ZM237 53V52H236ZM249 53H251V54H254L253 56H255L256 58H258L259 56L257 55V53L259 54V55H261L262 57L261 58H259V61L255 58V57H253L254 59H255V61L257 60L259 63H257V64H260V61H262L261 62V64L259 65V66H257L256 67V65H255V67L258 69V71L260 70V72H257V69L255 68V71H253V74L255 73V74H257V77H255L254 76V78H251L250 76H248V73L250 72V71H252V69L250 70L249 68H248V66L249 67H251L252 68V66H254V65H248L247 67L245 66V67H243V64H242V61H244V59H246L247 57H252V55L251 54H249ZM260 53H262V54H260ZM65 54V55H64ZM70 54H72V57H71V55ZM83 54V55H84ZM194 54V55H193ZM200 56H199V55ZM226 54V55H225ZM229 54H230V56H229ZM232 54V55H231ZM234 54V55H233ZM242 56H241V55ZM258 56H256V55ZM51 55V56H50ZM70 55V56H69ZM82 55V56H83ZM118 55V57H116ZM184 55H186V56H184ZM192 55V56H191ZM196 55V56H195ZM225 55V56H224ZM240 55V56H239ZM246 55H250V56H247L246 57ZM127 57L126 59L124 58H122V57ZM132 56H133V58H132ZM195 56V57H194ZM48 57L50 58V59H48ZM70 57V58H69ZM121 57V58H120ZM131 57V58H130ZM183 57V58H182ZM186 57V58H185ZM219 57V58H218ZM228 57H230V58H228ZM54 58H55V60H59L60 62H59V64H57V63H55L54 61ZM72 58V59H71ZM128 58H130V59H128ZM191 58V59H190ZM227 58H228V63L227 64H231V66L229 67V66H225L226 68H223L222 66H221V64L222 65H224V63H226L225 61H227ZM232 58H235V59H232ZM124 61H123V60ZM127 59H128V61H127ZM248 59V58H247ZM252 59V58H251ZM254 59H252V60H254ZM48 60H49V62L51 61V60H53L52 62H51V64L50 63H48L47 64V62H48ZM66 60V61H65ZM138 62H136V61ZM229 60H230V62H229ZM248 60H250V58L248 59ZM248 60H246L247 61V63H245V64H249L248 63ZM16 61V62H15ZM115 61V60H114ZM117 61H115V63H118ZM131 61V62H130ZM135 61V62H134ZM169 62V64L167 63V62ZM220 61H222V62H224V63H220ZM239 61H240V63H241V65H238V67L236 66L238 63H239ZM251 61V60H250ZM249 61V62H250ZM255 61H252V63H255ZM65 62V63H64ZM146 62V63H145ZM155 62H157V63H155ZM160 62V63H159ZM192 62H194V63H192ZM215 62V63H214ZM219 64H218V63ZM45 63L47 64V66H49L50 65V67L52 66L53 68L50 70V69H48L47 67V70H48V72L47 73H50V74H48V76H47V73L45 72V71H47L46 69H45ZM135 63H137L136 65H135ZM141 63V64H140ZM148 63H150V64H148ZM202 63H203V65H202ZM212 63H214L215 65H213ZM239 63V64H240ZM251 63V62H250ZM251 63V64H252ZM55 64L57 67H55L56 68V70H59V71H56V70H53V69H55L54 68V66L53 65ZM61 64V65H60ZM119 64H121V63H119ZM133 64V65H132ZM175 64V65H174ZM186 64V65H185ZM190 64H192V65H190ZM194 64V65H193ZM199 64V65H198ZM218 64V66H216ZM226 64V65H227ZM232 64H236L235 65V67H234V65H232ZM67 65H69V66H67ZM135 65V66H134ZM149 66L150 67V69L151 70H153V71H151V70H149V67H146V66ZM172 65V66H171ZM173 65H174V67H173ZM178 65V66H177ZM180 65V66H179ZM200 65H202L203 67H204V65H205V68H206V66H207V69H205V68H201L200 67ZM210 65V66H209ZM64 66H67V68L66 67H64ZM130 66V67H131ZM154 66H155V68H154ZM158 66V67H157ZM189 66V67H188ZM198 66V67H197ZM215 66H216V72L214 71V69H215ZM262 66V68H260ZM63 67H64V69H63ZM71 67V66H70ZM161 67V68H160ZM169 67V68H168ZM171 67H173V68H171ZM175 67H176V69H175ZM222 67V70H224V72L220 69ZM37 68V69H36ZM41 68V69H40ZM143 68H141V69H143ZM157 68H159V69H157ZM183 68V69H182ZM189 68V69H188ZM200 68H201V70H200ZM219 68V69H218ZM232 68H233V70H232ZM236 68V69H235ZM246 68V69H245ZM247 68H248V70H250L249 72H246L247 71ZM77 69H78V67H77ZM156 69H157V71H156ZM162 69V70H161ZM173 69V70H172ZM178 69H180L179 71H178ZM182 69V70H181ZM194 69V70H193ZM227 69H229V70H227ZM254 69V68H253ZM16 70H19V71H17L16 73H18L19 75H17L16 73H15V71ZM54 71V74H53V71ZM144 70V71H145ZM177 72V73H175L174 74V72L175 71ZM211 70H213V71H211ZM219 70H221V71H219ZM242 70H243V72H242ZM7 71H8V73L10 74V77H13L14 75L13 74H16L13 78H10L9 79V74H6L7 73ZM14 71V72H13ZM20 71H22L24 74H22ZM27 71V75H26V72ZM51 71V72H50ZM55 71H56V73H55ZM67 71V72H66ZM142 71V70H141ZM185 72V74L187 75L186 77H185V74H183L184 72ZM200 71H202V73L199 72ZM209 71V72H208ZM220 73H222L223 72V74H220ZM227 71V72H226ZM239 71L240 72V74H238L237 72ZM28 72L30 73V74H28ZM57 72H59V73H57ZM63 72V73H62ZM64 72H66V73H64ZM149 72H150V74H152V75H150L151 76V78L149 79ZM155 72H157V73H155ZM163 72V73H162ZM197 72V73H196ZM210 72H212V73H210ZM5 73V74H4ZM13 73V74H12ZM46 73V74H45ZM161 73V74H160ZM178 73H180V74H178ZM206 73V74H205ZM229 73H231V74H229ZM236 73V74H235ZM263 75H262V74ZM12 74V75H11ZM59 74V77L57 76ZM60 74L62 75L61 76V78H60ZM158 75V76H154V77H152L153 75ZM161 76H160V75ZM162 74H165V77H164V75H162ZM169 74V75H168ZM198 76H200V79H199V76L197 77L196 75ZM210 74V75H209ZM238 74V75H237ZM250 74H252V72H250ZM249 74V75H250ZM253 74L251 75V76H253ZM259 74H260V76H259ZM6 75V76H5ZM24 75V76H23ZM44 75V76H43ZM50 75H55V77L58 79H56L54 76H50ZM66 75V76H65ZM166 75H168V76H166ZM183 75H184V77H183ZM191 75V76H190ZM193 75H195L194 77H193ZM244 75H245V77H244ZM7 76H8V78H7ZM18 76V77H17ZM20 76H22L23 78H21ZM31 77V80H29L30 78H27V77ZM33 76V77H32ZM34 76H36L35 78H34ZM49 77V78H47V77ZM190 78H189V77ZM223 76H224V78H223ZM247 76L249 77V78H247ZM43 77V79H45V78H47V82H46V80H45V82H44V80L43 79H41ZM55 79H54V78ZM65 79H64V78ZM156 77V79H158V80H155V81H157V82H159L160 84H161V82L160 81H162V83L164 82V79H165V81H166V79L168 78V80L169 81H166V82H164L160 87H159V84H157V83H155V81L154 80H152V78H155ZM235 77V78H234ZM239 77V79H237L236 80V78H238ZM7 78V79H6ZM14 78H17V79H14ZM19 78H20V80H19ZM25 78V79H24ZM36 79L35 81H33V79ZM63 78V79H62ZM69 78H70V74H69ZM160 78V79H159ZM164 78V79H163ZM186 78V79H185ZM187 78H188V82H187ZM209 80V82H205V81H203V79L204 80ZM247 78V79H246ZM22 79H24L23 81H21ZM26 79H28V80H26ZM51 79H53V80H51ZM59 79H61V80H59ZM161 79H163V80H161ZM185 79V80H184ZM194 79V80H193ZM3 80V81H2ZM15 80H17V81H15ZM51 80V82L53 81V83H54V85H51L52 83L51 82H49ZM57 82H56V81ZM67 80V81H66ZM172 80H174L173 81V83H171L172 82ZM190 80V81H189ZM198 80V82H196ZM230 81V82H227V81ZM233 82H232V81ZM239 80V81H238ZM242 80V81H241ZM7 81V82H6ZM21 82V84H20V82ZM25 81V82H24ZM33 82V85L32 84H27L28 82L29 83H32ZM40 81H41V84H42V81H43V85H48V87H47V85L46 86H44L43 87V85H41V84H39L40 83ZM65 81V82H64ZM72 81V82H71ZM75 81H74V83H75ZM185 81V82H184ZM194 81L196 82V84L197 85H195L194 84V86L196 87V92H195V88H194V86H193V83H194ZM238 81V82H237ZM263 82V87H262V84L260 83H257V82ZM15 82V83H14ZM38 82V83H37ZM66 82H71V83H69V84H71L74 88H72L71 86V88H69V91L67 90V88L69 87V86H67V85H69V84H67ZM150 82V83H151ZM190 82H192V85H191V83ZM217 82L218 84L216 85L215 83ZM227 82V83H226ZM3 83H5V85H1V84H3ZM19 83V84H18ZM24 83H25V85H24ZM46 83V84H45ZM73 83V84H74ZM78 83V84H77ZM170 83H171V85H170ZM248 83V88L250 89V91H252V92H255V90H254V87H251L250 85L251 84H249ZM14 84V85H13ZM27 84V85H26ZM37 84L39 85V86H37ZM51 86H50V85ZM58 84V85H57ZM65 84H67V85H65ZM151 84V85H152ZM181 84V85H180ZM187 84V85H186ZM204 84V85H203ZM221 84H224V83H221ZM259 84V85H258ZM7 85V86H6ZM10 85V86H9ZM17 85V86H16ZM29 85H31V87L29 86ZM40 85L42 86V88L41 89H39L40 91L41 90H43L44 88L46 89V87L47 88H49L50 89V91H51V88L54 86H56V91L57 92H55L54 93V88H52V92H53V95L55 94L56 96H57V98H58V100H61L62 101V105L60 106V104H61V101H57V100H55V99H53V97H55V95L54 96H52V95H48L49 97L50 96H52V99H51V97L49 98L51 101H55L54 102V104L56 103L57 105H55V106H53L54 104H53V102L51 103V102H46L45 103V101L43 100V98H42V96H38L39 94H41L42 92V94H44V91H46V92H49L47 89L46 90H43L42 92H40L39 91V93H38V95H36V91L38 90L37 88H40ZM65 85V86H64ZM150 84L148 85V86H151ZM186 85V86H185ZM188 85H190L191 86V88H190V86H188ZM217 87H219L218 89L219 90H217V91H222L221 93H222V95H220L221 93H218L220 96L218 97V94H217V91L216 90H212V87L213 88H215L216 86ZM235 85V86H236ZM258 85V86H257ZM19 86H21V87H19ZM27 86H29V87H27ZM64 87V89L62 90V88ZM67 86V87H66ZM154 86H152V87H154ZM181 86V88L182 87H184V88H182V89H180L179 87ZM187 86L189 87L188 88V90H187ZM198 86L201 88H198ZM204 86V87H203ZM209 87L210 89H211V91L212 92H214V93H216L215 95H217V97L216 98H220L221 96H223V97H221L220 98V100L219 99H217L219 102V104L217 103L216 105H217V107H219L220 108V106L222 105V109H219L217 112L215 111V109L217 110V108H215L216 106H215V104H214V106H212L213 104L211 103V101H210V98H212V101H214V102H217V100L214 98L215 97V95H213L214 93H210L211 91H209L208 89V94H209V102L207 103L206 102V100L208 101V99H206V100H203L204 99V97H208L207 95V90H206V87ZM228 86H230V85H228ZM5 87V88H4ZM9 87V88H8ZM11 87H13V88H11ZM51 87V88H50ZM60 87H62V88H60ZM65 87H66V89H65ZM76 87V88H77ZM193 87V88H192ZM217 87L215 88V89H217ZM8 88V89H7ZM16 88V89H15ZM154 88H156V87H154ZM197 88L198 89H200L199 90V92L200 91H202V93H203V90L204 91H206V94H205V92L203 93L204 94V97H202L201 95H202V93L200 92V96L198 97V98H203L202 100L201 99H199L198 100V102H199V104L202 102V101H204V102H202L201 103V105H199L198 103H197V101L195 102V100L193 99L195 96H198L199 94V92L197 91ZM252 88V89H251ZM263 88V89H262ZM30 89V90H29ZM35 89H37L36 91H35ZM193 90L194 89V92L196 93V94H198V95H193L194 94V92H192V93H190V90ZM3 90H5V91H3ZM23 90V91H22ZM66 90H67V92H66ZM183 90V91H182ZM2 91H3V93H2ZM14 91V92H13ZM32 91V92H31ZM61 91V92H60ZM180 91H182V92H180ZM189 92V94H188V92ZM227 91H228V93H227ZM230 91V92H229ZM259 91V90H258ZM16 92V93H15ZM31 92V93H30ZM33 92H35V93H33ZM38 92V91H37ZM52 92H51V94H52ZM58 92H60V93H69V94H67L66 96H65V94L63 95V96H65L66 98H64L63 96V98H61V96L58 94H56V93H58ZM173 92V93H172ZM198 92V93H197ZM11 93H12V95H11ZM18 93V94H17ZM26 93V94H25ZM29 93H30V95H29ZM33 93V94H32ZM170 95H169V94ZM175 93V94H174ZM180 93V94H179ZM182 93H183V95H182ZM3 94V95H2ZM27 94H28V96H27ZM61 94V95H62ZM161 94H163V96L161 95ZM167 94V95H166ZM191 94H192V96H193V98L191 99L190 97H192L191 96ZM33 95V96H32ZM34 95H36L37 97H39V99H40V101H39V99L36 97V96H34ZM174 95H176L175 97H172V96H174ZM206 95V96H205ZM19 96V97H18ZM21 96H23V98L21 99L20 97ZM25 96H27V97H25ZM30 96V97H29ZM45 96H46V94H45ZM45 96H43V97H45ZM59 96H60V98L61 99H59ZM68 96V97H67ZM70 96V97H69ZM167 98H166V97ZM184 96V97H183ZM187 96V97H186ZM171 97H172V99H171ZM177 97V102H176V100H175V98ZM227 97V96H226ZM225 97V98H226ZM228 97V98H229ZM233 97V96H232ZM231 97V98H232ZM17 100H16V99ZM30 98V100L31 99H33V101L31 100V102H33V103H30L29 101L30 100H28V99ZM46 98V97H45ZM160 98V99H161ZM188 98L190 99V100H188ZM197 97H195V99L197 100L198 99ZM11 99H13V100H11ZM19 99V100H18ZM73 99V98H72ZM76 99V98H75ZM165 99H168V100H165ZM214 99V100H213ZM10 102H8V101ZM27 100H28V103H27ZM35 100H36V102H38L39 101V103L40 104H44L43 105V107H42V105L40 106V104H38L40 107H39V109H41V110H44V111H47V112H44L43 111V115H45V117H46V120H47V122H43L41 119H40V113L42 114V112L39 110V109H37L38 108V105L35 103ZM74 100V99H73ZM201 100V101H200ZM231 101L230 102H232V100H233V102H234V99L232 98V99H230ZM44 101V102H43ZM166 101H169V102H167L166 103ZM178 101H180L181 102V104H179L180 105V107H181V105H182V109H184V113H183V110H180V108H179V106H176V104L178 103ZM224 101V102H223ZM16 102H17V105H16ZM21 102V103H20ZM58 102V103H57ZM65 102H67L68 104V106L66 105V104H64ZM74 102H75V104H74ZM74 102L72 101L71 103V105H73L74 107H72L71 106V108H74V110H71L70 109V111H75L76 112V110H78L79 108H77L78 106H79V102L80 101H78V102H76V100H74ZM176 104H175V103ZM185 102V104L187 103V107H184V106H186V105H184L183 103ZM222 102H223V104H225V105H223L222 104ZM226 102V103H225ZM246 102V101H245ZM7 103H8V105H9V107H8V105H7ZM23 103V104H22ZM49 105H48V104ZM76 103H77V106H76ZM196 103V104H195ZM235 103V102H234ZM253 103H251L252 105H254ZM5 106H4V105ZM19 104V105H18ZM22 104V105H21ZM27 104H29V106L27 105ZM34 106V107H36V105H37V108H34L32 105ZM45 104H46V106H45ZM52 104V105H51ZM161 104V105H162ZM167 104H169V105H167ZM193 104V105H192ZM206 104V105H205ZM210 104H212V105H210ZM221 104V105H220ZM3 105V106H2ZM13 107H12V106ZM24 105V106H23ZM31 105V106H30ZM59 105V106H58ZM65 105H66V109H62V108H65ZM174 107V110H172L173 108H172V106ZM178 105V104H177ZM202 105H203V109H201V111H203V113L205 114V115H207L206 117H205V115H203V114H201V118L203 119V117L202 116H204L205 118H207V121H208V119L209 120H211L210 119V117L212 116L213 117V119H218L217 117L219 116V118L221 119V122L219 121V119L218 120H216V123L218 124V129H220V131L218 132L217 130L216 131H213L214 133H211V131H210V127H212V123L210 122V123H207V124H209V125H207L208 127H206V119L204 120V122H205V124H202L201 122H203L202 121V119H200V116L199 117H197V116H195V115H197V114H195L194 116L192 115L193 114V112L195 111L196 113H198V111L199 112H201L200 110H199V108H201L202 107ZM210 105V106H209ZM256 105L258 106V107H256ZM7 106V107H6ZM17 106H18V108H17ZM45 106V107H44ZM51 106V107H50ZM188 106H191V107H188ZM197 106V108H194V111H193V107H196ZM201 106V107H200ZM212 109V107H214L212 110L214 111H212L209 107ZM250 106V107H249ZM5 107H6V109H5ZM14 107H15V109H14ZM48 107V108H47ZM58 107V108H57ZM60 107V108H59ZM77 109H76V108ZM170 107H171V110H170ZM209 109V111H208V109ZM232 107H233V104H232ZM3 108V109H2ZM16 108L18 109V110H16ZM21 108V109H20ZM23 108L24 109H27V113L26 114H24L25 113V111L23 110ZM32 108V109H31ZM55 108V109H54ZM57 108V109H56ZM188 108V110L191 108V110L193 111V112H190V114H189V111H185V109H187ZM224 108H227L228 110L227 111H229V110H231V111H235V113H237V115H235V113H230V114H232V116L233 117H238L239 119H240V117L239 116H241L242 118H244L245 119V115L247 114H249V119H250V123L251 124H255V125H253L254 126V129L253 130H249V129H251L250 127V125L251 124H249V121H246V119H245V121L243 122V124L241 125L242 127L243 126H245L246 125V123H247V126L249 127V129L245 126V128L243 127H241V126H239V125H237V123L236 122H239L237 119H236V122H234V120H233V117L231 116V119H228V116H230V115H226V117L224 116L225 115V113L227 112ZM14 109V110H13ZM31 109V110H30ZM33 109H34V111L36 112H34L33 111ZM51 109V110H50ZM161 109L159 110L160 112H161ZM178 109L180 110V112L181 113H183L184 115H186L183 119L181 118V119H178V118H180V117H182V114H181V116H178V115H180L179 114V111H178ZM196 109H198V111L196 110ZM238 109H243V111H241V110H238ZM3 110V111H2ZM8 110V111H7ZM9 110H12V111H10V113H13V118H17L18 120H19V118H20V122L17 120V119H14V120H10L11 118H12V116H10L11 114H9ZM22 110V111H21ZM49 110L51 111V112H53V110L55 111L56 110V112H57V114L59 115L58 116V118L57 117H54L55 116V112H54V114L52 113V117L54 118H51V116H48L50 113H48L49 112ZM170 110V111H169ZM210 110H211V112H210ZM221 110H225L224 112L225 113H223L222 115H221V113L223 112V111H221ZM237 110L239 111V112H237ZM258 110H260V109H257V113L258 112H260V111H258ZM4 111H6L7 113H4ZM19 111V112H18ZM24 111V112H23ZM33 113V116H32V113ZM221 111V112H220ZM240 111L241 112H243V113H245V114H241L240 113ZM251 111V112H250ZM21 112H23V113H21ZM73 112H71V113H73ZM175 112H177V113H175ZM194 112V113H195ZM218 112H220V114H218ZM256 112V111H255ZM264 112V111H263ZM261 113L262 115H264V113ZM22 115H21V114ZM46 113H48V115H46ZM163 113H159L161 116H163ZM171 113V114H170ZM187 113V114H186ZM192 113V114H191ZM202 113V112H201ZM208 113V114H207ZM257 113H256V115H257ZM20 114V115H19ZM28 114V115H27ZM30 114H31V116H30ZM35 114H38V115H35ZM62 114V115H61ZM188 114H189V116L191 117H188ZM227 114H228V112H227ZM239 114V115H238ZM3 115H6V116H4V118H3ZM16 115V116H15ZM171 115H173L172 117H171ZM175 115V116H174ZM183 115V116H184ZM200 115V114H199ZM216 115H218L217 117H214V116H216ZM244 115V116H243ZM246 115V116H247ZM15 116V117H14ZM24 116V117H23ZM57 116V115H56ZM164 116V117H165ZM209 116V117H208ZM224 116V117H223ZM259 116H261V115H259V113H258V116H257V120H258V117ZM23 117V118H22ZM160 116L158 115V118H159ZM177 117V120L175 119V118ZM193 117H195V118H193ZM196 117H197V119H196ZM3 118V119H2ZM10 118V119H9ZM12 118V119H13ZM21 118H22V120H21ZM59 119V120H57V119ZM62 118V119H61ZM166 118V117H165ZM174 118V119H173ZM230 118V117H229ZM246 118H248V117H246ZM262 118H263V121H262ZM25 119V121H29V122H27L28 123V126H29V124H32L30 127H28L29 129L32 127V130L34 129V127L33 126H35L36 128H38V129H36V130H40V128H39V126H38V124L37 123H35L34 121H32V119L30 118H28L29 120H26ZM159 119H161V117L159 118ZM171 119H173V122L174 123H172L171 124ZM192 119H193V121H192ZM195 119V120H194ZM199 119L201 120V122L199 121ZM228 119V120H227ZM235 119V118H234ZM260 119H261V123H259L258 125H262L263 123H264V117L263 116H261V117H259V121H260ZM6 120H7V122H6ZM9 120L10 121H14V123H15V120H16V125L15 126H13L14 124H12L11 122H10V125L8 124V125H6L7 123H9ZM45 120V119H44ZM45 120V121H46ZM48 120H51V121H49L48 122ZM58 122H57V121ZM179 120H181V121H179ZM187 120V122L185 123V126H184V122ZM243 120V119H242ZM242 120H241V122L240 123H242ZM248 120V119H247ZM251 120L253 121V122H251ZM5 121V122H4ZM162 121H163V118H162ZM165 121V122H166ZM190 123H189V122ZM192 121V122H191ZM220 123H222V122H224V123H222V125L221 124H219V122ZM233 122V123H231V125H229V122ZM17 122H19L20 124H17ZM32 122V123H31ZM42 122L44 123V124H42ZM61 123V125H62V127H64V128H57L59 131V133H57V131L56 132H53L52 130L54 129V131H55V129H56V126H59V124H56V123ZM180 122H182V123H180ZM209 122V121H208ZM246 122V123H245ZM255 122V123H254ZM22 123H23V125H22ZM188 123L190 124V127H189V125H188ZM194 123V122H193ZM198 123V124H197ZM56 124V125H55ZM65 124V123H64ZM187 124V125H186ZM202 124V125H201ZM226 124H228L229 125V127L226 125ZM235 124V125H234ZM239 124V123H238ZM27 125V124H26ZM37 125V126H36ZM260 125V126H261ZM7 126H10V130L8 129V131L7 132H10V131H13L14 129L13 128H15L16 130L14 131V132H16V133H13V132H10L11 134L10 135H12V136H10L9 134H7V132H3V129H4V127H6L5 129H4V131H6L7 130ZM13 126V127H12ZM54 126V127H53ZM178 126V127H177ZM206 127V128H209V133H208V129L206 130V128H204V127ZM231 126V127H230ZM233 126L234 127H236V129L238 130H236L235 128L233 129ZM263 127H264V125H262ZM261 126V128L259 127V129L261 130V129H263V127ZM11 127H12V129H11ZM41 127V128H42ZM46 127V128H45ZM52 127H53V129H52ZM187 127H189V129H186ZM19 128V130H17ZM25 128H27V127H25ZM240 128H242V129H244L243 131H244V133H243V131H241V129ZM253 128V127H252ZM34 129V130H35ZM56 129V130H57ZM61 129H63V130H61ZM184 129H186L185 131H184ZM229 129V130H228ZM240 129V130H239ZM23 130H24V128H23ZM22 130V131H23ZM27 130L28 129H26L25 131H23V132H21V136H23V139L25 138H27L26 140H29L28 139V137H26V136H28L27 134H28V132H27ZM31 129H30V132L32 131ZM33 130V131H34ZM47 130V131H46ZM206 130V131H205ZM213 130V129H212ZM222 130V131H221ZM234 132V133H232L231 134V132L232 131ZM249 132H248V131ZM2 131V132H1ZM46 131V132H45ZM170 131V132H169ZM191 131V130H190ZM195 130H193V132H194ZM201 131V132H202ZM253 131V132H252ZM263 131V130H262ZM258 132V135H259V137H261L260 136V134L261 135H263L264 134V132ZM53 132V133H52ZM167 132V133H166ZM185 132H187L186 134H185ZM192 132V137H195V136H193V134L195 133L196 134V132H194L193 133ZM242 132V133H241ZM248 133L247 135H245L246 133ZM7 134V135H9V136H5V134ZM25 133H27V134H25ZM56 133V134H55ZM171 133V134H170ZM240 133V134H239ZM17 136V137H15V135ZM20 134V133H19ZM45 134H47V135H45ZM52 134H55V136H57L56 138L54 137V135H52ZM215 134V136H213ZM218 136H217V135ZM244 134V135H243ZM253 134V136L255 137V138H258V136H256L257 134H255L254 135ZM52 135V136H51ZM178 137H176V136ZM185 135V136H184ZM204 135V136H203ZM208 136V137H206V139H205V136ZM231 135V136H230ZM238 137H237V136ZM5 136V137H4ZM20 136V135H19ZM20 136V137H21ZM25 136V137H24ZM29 136H31V133H30V135ZM34 136L32 137V138H34ZM62 136V135H61ZM163 136H161V137H163ZM252 136V138H254ZM264 136V135H263ZM263 136H262V138H263ZM7 137H9L10 138V141H12L13 139V141H17V142H13L12 141V143L11 142H9V138H7ZM31 137H29V138H31ZM47 137H49L50 138V140L49 139H47ZM176 137V138H175ZM189 137H191V135L189 136ZM191 137V138H192ZM211 137H210V139H211ZM224 137L223 138H221V139H224ZM231 137V138H232ZM239 137H240V139H239ZM11 138H13V139H11ZM22 138V137H21ZM243 138H245L246 139V141L247 142H245V139H243ZM262 138H260V141H262ZM35 139V138H34ZM34 139H30V140H32V141H34ZM164 139V138H163ZM168 139V138H167ZM173 139V138H172ZM237 139V140H236ZM250 139V140H249ZM7 140V141H6ZM26 140H24V142L23 143H25L26 142ZM61 141H59V143L61 144V145H63V142H62V139H60ZM169 140H168V142H169ZM241 140V141H240ZM252 140V141H251ZM264 140V139H263ZM23 141V140H22ZM22 141L19 143V144H21L22 143ZM32 141H28V143L30 142H32ZM188 141V142H187ZM196 142V143H199V142ZM200 141V142H201ZM243 141V143L241 144V142ZM253 142L252 144H251V142ZM256 141V142H255ZM7 142H9V144H12V145H9ZM35 142H36V140H35ZM58 142V141H57ZM55 140H54V144H56L57 143ZM216 142V141H215ZM14 143V144H13ZM29 143V144H30ZM50 143V144H49ZM170 148H171V144H172V146H173V148L175 149V146L176 145H174L173 144V141L171 142V140H170ZM186 143H188V144H186ZM210 143H211V141H210ZM250 143V144H249ZM7 144H8V147L10 146V147H12V146H14L15 144V147H13V149L12 148H10V151H8V148H7ZM26 144V143H25ZM34 142H33V146H34V148L33 147H30V148H33V150L35 149V146H37ZM60 144H58V145H56V146H58V148L60 147L59 145ZM212 144V143H211ZM235 144V145H234ZM238 145H240V147H238ZM247 147H246V146ZM248 145L250 146L249 148H248ZM2 146V147H1ZM3 146H5V147H3ZM27 146V145H26ZM28 146H31V144L30 145H28ZM241 146H243V147H241ZM258 145H256L255 144V146L254 147H257ZM16 147H17V149H19L18 151L20 152V153H22L23 154V156H24V158H22L21 159V156H22V154H21V156H20V154L18 153V152H16L15 150H16ZM24 147V146H23ZM182 147V148H181ZM190 147V146H189ZM245 147V148H244ZM1 148H3V150H1ZM5 148V149H4ZM15 148V149H14ZM37 148V147H36ZM37 148V149H38ZM42 148V149H43ZM57 148V147H56ZM173 148H171V151H172V149ZM180 148V149H179ZM12 149V150H11ZM27 149H29V147H27ZM26 149V150H27ZM34 150V151H39V150ZM43 149V150H44ZM52 149H54L55 150V146H53V148ZM52 149H51V146H49V148L47 149V150H44V153L41 151V152H38V154L39 155H41V153L43 154L41 157H45V155H46V151L48 152V151H50V152H52ZM30 150V151H29ZM28 151H29V153L31 152V151H33L32 149H29ZM179 150H180V152H179ZM174 151V150H173ZM172 151V152H173ZM185 151H187V150H185ZM243 151H242V154H243ZM6 152H8V153H13V154H8V156L7 157H5L7 154H6ZM50 152H48V154L50 153ZM179 152V153H178ZM252 152V153H251ZM17 153H18V155H17ZM53 153V152H52ZM52 153H50L49 154V156L50 155H54V157L56 156L55 154H52ZM186 153V152H185ZM238 154H239V152H237ZM237 153H236V156H237ZM5 154V155H4ZM45 154V155H44ZM172 154V153H171ZM180 154V155H179ZM241 154V153H240ZM241 154V156L243 157L244 156V154L242 155ZM247 154V153H246ZM173 155V154H172ZM174 155H175V152H174ZM173 155V157H175ZM262 155V154H261ZM3 158H2V157ZM9 156H11V157H14V158H12L11 159V157H9ZM18 156V157H17ZM182 156V157H181ZM232 156H234V155H232ZM240 156V155H239ZM248 156V155H247ZM255 155H254V158L256 157ZM40 156H39V158H41ZM52 157V156H51ZM58 157V156H57ZM176 157V158H177ZM238 157V156H237ZM242 157H241V159L240 158H238V160L241 162V164H243L242 163V161L241 160H243L244 161V159H245V156H244V159H242ZM252 157V156H251ZM8 158H10V160H8ZM27 158V157H26ZM186 158V157H185ZM184 157L182 158L183 160H179V162H181V161H184L185 162V159ZM235 159H237L236 157H234ZM248 158H249V156H248ZM15 159H16V161H15ZM19 159V160H18ZM43 159V158H42ZM51 159V160H50ZM202 159V158H201ZM17 160L18 161H22V163L24 164V166H22L21 164H20V166L22 167V169H25V168H23V167H26V170H22L20 167H19V171L17 170V169H15L14 171L12 170V168L9 166V164L12 166V162H13V164L15 165L16 163H17ZM27 160L28 162H29V164L27 165V161L25 162V161ZM49 163L52 165V161L54 162V160H55V163L57 164L58 163V161H59V158H57V159H53V158H49ZM58 160V161H57ZM204 160H205V158H204ZM238 160H236V161H238ZM251 160V158L248 160V161H250ZM254 160H256V158L254 159ZM253 160V157H252V161H254ZM11 161V162H10ZM21 161L19 162V163H21ZM174 161V160H173ZM176 161H178V159L177 160H175V163H176ZM187 161V160H186ZM202 162H203V160H201ZM248 161L247 162H245V163H247V167L250 165V164H252V166L250 165L249 167L250 168H254V166L255 165H253V163L254 162H252V161H250L249 163H248ZM31 162V163H30ZM178 162V163H179ZM184 162H182V163H179V164H181L182 165V167H180L181 168V173H180V177H179V175H178V173H177V176L179 177V178H181L182 177V179H184V178H186L187 176H185L184 177V175H186V174H188L187 172V169L189 170V168H187L185 165H187L188 163H184ZM239 162V163H240ZM256 162H257V160H256ZM256 162L254 163V164H256ZM4 163V164H5ZM8 163V164H7ZM48 163V165H46L45 167H46V170H45V168L43 167V170H45V172H47L48 174H49V172H51V170L53 169V167L55 166V164H54V166H50V164ZM175 163H174V165H175ZM184 163V164H183ZM236 164H237V162H236ZM249 164V165H248ZM8 165V166H7ZM19 165V164H18ZM26 165V166H25ZM181 165H179V166H181ZM184 165V166H183ZM189 165V164H188ZM238 165V164H237ZM240 165V164H239ZM258 164H256V166H257ZM51 167L52 169L50 170V168L49 167ZM176 166V168L178 167V165L176 164L175 165ZM241 167H243L242 165H240ZM15 168H16V165L14 166ZM47 167H48V170H50V171H48L47 170ZM189 167V166H188ZM249 167L247 168V169H249ZM258 167V166H257ZM10 168V169H9ZM18 168V167H17ZM259 168V167H258ZM243 169H244V173L246 174L247 172H246V167H243ZM20 170H22V171H20ZM28 170V171H27ZM253 171V173H255L254 171V169H250V171ZM25 171L26 172H28V173H26L25 174ZM182 171L183 172H185V171H187L186 172V174H184L183 175V173H182ZM251 171V172H252ZM264 170H262V172H263ZM36 172V171H35ZM42 172V171H41ZM20 173V174H19ZM32 173H31V175H32ZM65 173V172H64ZM63 173V176L64 177H66V179H67V181H66V179L65 178H63V181L65 180V182L66 183H68L69 181H68V176H65V175H67V172L64 174ZM190 173V172H189ZM235 173H237V172H235ZM253 173H250V177H252V178H255V174L254 175H252ZM13 174V175H12ZM17 174H19V175H17ZM23 174V175H22ZM241 174V173H240ZM245 174L243 175V177H242V175H239L238 173L236 174L237 176H240V177H242L241 179L243 180V182L242 181H238V179H240V177H237V179H236V177L234 176L233 178H235L234 179V181H233V183L235 182V186H237L236 188L237 189H239V192H242L243 191V189L244 188H248V185H249V183H247V182H249L246 178H249V176H245ZM16 175V176H15ZM25 175H27V176H25ZM30 175V176H31ZM35 175V174H34ZM33 175V176H34ZM50 175V174H49ZM235 175V174H234ZM1 176V175H0ZM23 176V177H22ZM33 176H31V177H33ZM48 177V176H47ZM188 177H189V174H188ZM187 177V178H188ZM1 178V177H0ZM75 178L76 179H78L77 178V176H75ZM177 178V177H176ZM178 178V180H180ZM184 179L183 180V182L185 181V180H187L188 181V179ZM251 178V179H252ZM258 178V177H257ZM264 178V177H263ZM16 179V180H15ZM29 179H33V178H29ZM75 179V180H76ZM245 179V180H244ZM250 179V178H249ZM19 180V181H18ZM74 180V178H73V181L71 180L69 183L70 184H72L73 182H75L76 183V181ZM177 180V179H176ZM257 179H255V181H256ZM13 181V182H12ZM34 181V180H33ZM190 181V180H189ZM247 181V182H246ZM253 181H254V179H253ZM254 181V182H255ZM3 182V180H1L0 179V195L1 194H6V195H9V193H10V195H9V198H13V195L11 194V191H9V193H7L8 191H7V187L5 188V187H3L4 186V183H2ZM23 182V183H22ZM183 182H176L177 184L178 183H182L181 185V187L183 188V190L185 189H187V187L188 188H190L189 187V185L190 184H188L189 182H184V183H187V184H185V185H187V187H183L184 185V183ZM236 182H238V183H236ZM240 182H242V185H241V183ZM30 183H31V181H30ZM33 183V182H32ZM31 183V184H32ZM65 183V184H66ZM68 183V184H69ZM74 183V186L75 187H73V185H70L71 187H73V190L74 189H76V184H78V183H76L75 184ZM239 183H240V186H239ZM245 183V185H244V188L242 187L243 186V184ZM257 183H259V182H256L255 183V185L257 186ZM34 184V183H33ZM68 184H66V186L68 187V189H69V186H68ZM248 184V185H247ZM3 185V186H2ZM247 185V186H246ZM18 186H20V187H18ZM48 186V185H47ZM78 187L77 188H79V185H77ZM179 186L180 185H178L177 186V188H176V190L174 189V188H172L173 190H172V192H171V195L173 194L174 196H176V197H178V198H174V197H172L171 199H177V200H179V204L177 205V207H178V209H177V207H176V209L177 210H179V211H182L183 209V214H182V212H180L181 214H182V216H183V218H185V216H186V219H187V216L189 215V212H190V206L191 205H193V200L195 201V198H197V197H200L199 199H205L207 196H208V194H207V196H205L206 194H199L198 193V195H201V196H197V194H192V197L193 198H191V199H193L191 202H192V204L189 206L190 208H189V211L186 209V208H188V205L190 204V201L188 202V201H184L183 200V198L184 199H187V198H185V197H187V196H191V190H189V189H187V192H185V193H183L184 191L182 190V188H181V191L182 192H180L179 190ZM238 186L239 187H241V188H238ZM246 186V187H245ZM3 187V188H2ZM18 187V188H17ZM44 188V187H43ZM46 188V187H45ZM45 188H44V190H45ZM49 188V187H48ZM257 188H259V187H256L255 189H257ZM51 189V188H50ZM54 189V188H53ZM72 189V188H71ZM70 189V190H71ZM80 189V188H79ZM177 189H178V191H177ZM191 189V188H190ZM242 189V190H241ZM246 189H244L245 191H246ZM41 190H43V189H41ZM43 190V192H44V194H46L45 196H43L44 194L42 193L41 194V192L42 191H40V193H38V191H36L37 193H34L36 196L39 194H41L42 195V197L41 196H39V197H41V199L43 200V203L47 200V199H45V198H50V200H51V202L53 203H55V202H57L55 205H52L55 209L56 208H58V207H55V206H57V204H58V206H59V209L57 210V211H59V210H63V209H61L60 208V205H61V203L62 202H59V200L58 199H56V197H58L57 195L55 196V195H48L49 193H50V191L48 192L47 191V188H46V192ZM72 190V191H73ZM174 190L176 191V192H174ZM5 191V192H4ZM69 191V190H68ZM75 192L77 191V190H74ZM79 191V190H78ZM190 192V194H189V192ZM244 191V192H245ZM2 192V193H1ZM259 192V191H258ZM181 193V194H180ZM192 193H193V191H192ZM3 194V195H4ZM34 194H33V197L35 198L36 196H34ZM56 194V193H55ZM189 194V195H188ZM241 194V196L242 195H244V197H242L245 201L248 199L249 201H251L250 203H249V205H244V206H246V207H248V208H245V207H243V206H238V208H236L237 206V204H239L238 202L240 201V204L242 203V201H241V197H239V201L237 202L236 200H235V203H234V200L232 201L234 204H236L234 207L236 208H234V209H232V211L234 212V211H237V215H240L241 217H243V218H240L239 220H243V225H244V228H243V225H242V229H248L250 226H249V222L251 221V227L254 225V224H256L257 226L255 227L254 226V228L252 229L251 227V229L249 228V230H251V233L253 234L254 233V235H258L259 233H261L262 232V230H263V232H264V217H263V213L261 214V216L263 217L262 219H263V222L261 221V219H259V216H260V212L261 211H259V210H255L256 209V207H259V205L260 204H256V205H254V203H255V201H254V199H253V197H254V195L252 196L251 194L252 193H248V194H250V196L247 194V195H245V193H240ZM261 194H262V192H261ZM12 195V196H11ZM47 195H48V197H47ZM178 195H181V196H178ZM184 195H186L185 197H183L182 198V196H184ZM259 195H260V193H259ZM2 196V195H1ZM194 196H196L195 198H194ZM202 196H205V197H203V198H201ZM248 197L249 196V198H246V197ZM38 197V196H37ZM37 197L35 198L36 200H38V202H39V199H37ZM38 197V198H39ZM179 197H181V199L179 198ZM209 197V196H208ZM207 197V200L204 202V205H202L201 207H204L205 206V203L206 202H208V200H209V198ZM233 198V197H232ZM235 198V197H234ZM255 198V197H254ZM1 199V198H0ZM34 199V200H35ZM40 199V200H41ZM56 199V200H55ZM190 199V200H191ZM251 199H253V200H251ZM53 200V201H52ZM177 200H173L174 202H175V204H177L178 203V201ZM187 200H189V199H187ZM247 200V202H249ZM187 205V207L185 206V204H183V202ZM197 201H198V199H197ZM200 201V203H201V200H199ZM203 201V200H202ZM212 201V200H211ZM210 201V203H211V205H213L212 204V202ZM253 201H254V203H253ZM37 202V201H36ZM42 202V201H41ZM173 202V203H174ZM183 204H181V203ZM187 202L189 203V204H187ZM40 203V202H39ZM43 203H40V204H43ZM197 203V202H196ZM232 203V204H233ZM244 203V202H243ZM198 204V203H197ZM197 204H195V206L193 205V207L191 208V209H195L196 208V210L197 209H199L200 210V208H199V206H196ZM202 204V203H201ZM200 204V205H201ZM208 205H209V202L207 203ZM206 204V206L207 207H209L208 205ZM239 204V205H240ZM245 204H247V203H245ZM250 204H252L253 205V208H254V206H255V209H253L251 206H250ZM179 205H180V207H179ZM211 205H210V207H211ZM242 205V204H241ZM258 205V206H257ZM174 206H176V205H173V208H174ZM183 206H185L186 208H184ZM205 206V207H206ZM213 206H215V205H213ZM182 207V209H180ZM198 207V208H197ZM204 207V208H205ZM222 207V206H221ZM232 207H233V205H232ZM231 207V208H232ZM260 207H263L262 205L260 206ZM259 207V208H260ZM1 208V207H0ZM213 208V207H212ZM239 208H242L241 210H242V213L241 214H239V212H238V210H239ZM246 210H245V209ZM55 209H51L50 208V210L52 211V210H54L55 211V213H57V211L55 210ZM188 211H186V210ZM202 209V208H201ZM207 209V208H206ZM248 209V210H247ZM250 209H251V211H250ZM263 209V208H262ZM49 210V209H48ZM47 210V211H48ZM253 210V211H252ZM255 210V211H254ZM1 211V210H0ZM172 211H173V209H172ZM192 211V210H191ZM240 211V210H239ZM243 211H244V213H243ZM50 211H48V213H49ZM53 212V211H52ZM174 215H172L173 217H176L177 218V216H175V213H177L178 211H176L175 209H174ZM199 212H203V210H200ZM198 211L197 212H195V210L194 211H192L191 213H190V218L193 216L194 217V213L197 215L196 216V218H198V215L200 214ZM206 211H204V216H203V213H202V217L201 218H199V219H201L200 221L201 222H203V223H201V222H199V225H198V228H197V230H196V227H197V225H196V223L193 225V228H194V226L196 225V227L194 228L195 229V231H192L193 230V228H190V226H187L189 229L187 230L186 228L187 227H185V226H183V225H185V223H183V227L182 226H180L181 228H185L187 231V233L186 232H184L185 230H183V231H181V230H179L178 228H180V227H177V226H175V224H177V223H172V222H176L177 221V219H178V222H184L183 220H181V218H177V219H174L171 215H170V219H173V221L171 220H169L168 221V224H169V222H171L172 223V226H171V224H170V229H171V232H172V230L176 233L177 232V230H179L180 232H178V233H176V236L174 237L173 236V233L172 234H170L171 232H170V230H165V232H167L166 234H167V236H165V233H164V228L165 229H168V228H166V226L168 225H166V226H163V229H161L160 230V234L162 235V231H163V236H162V238H161V240H163V238H164V236L166 237L165 238V240L167 239V237L168 236H170L171 235V237H170V239L169 240H166V242H165V240H163V241H159V242H162V243H158V246H157V244H155V243H157L155 240H153V238L155 237V239H156V236L155 235H152V236H148V238H151V239H148L147 237H142V239H140V238H137L136 236H133L134 238H131V235H134L133 234V232L131 231V233L130 232H128V227H129V224L127 225V223H125V227L127 228V232H125V231H122L123 230V225H122V227H120L121 225H120V223H119V227L117 228L116 227V225H112V226H110V227H112L111 229L113 230L114 228L113 227H115V228H117V234H119L120 235V237L118 238L119 239V242H118V240H117V238H116V233H115V236H113L114 234H112V237L113 238H109V239H105V241L103 240V241H99V240H102V239H99V240H87V238H86V240H84V238L83 237H79V236H74V235H69L70 236V238H69V236H68V234H69V232H70V234H71V232L72 231H69V232H67V235H65L64 234V232L66 233V231L68 230H66V227L67 226H65V230L66 231H64V226H63V234H62V231H61V229L60 228H62V226H56L55 224H51L49 227V229L51 230L50 232H52L51 234H49V232H47V233H45V235L44 236H46V237H49V239H46V241L45 240H42L41 239V237L43 236V233L45 232L44 231V229H43V227L42 228H39V230L40 229H43V231L44 232H42L41 230H40V232H42V233H40L39 232V230H35L36 231V235H38V233L37 232H39V234H41V235H39V236H37V240H36V237H34V239L35 240H33V238L32 239H28V241L29 242H27L26 241V239L24 240V239H22V238H18V237H16V238H14V239H12L14 236H12V237H10L9 238V236H8V234L6 233V234H4L5 232H4V230H5V228H4V230H3V228L1 227L2 226V219H1V217H0V264H47V262H49L48 264H55L56 263V261L59 263V261L61 260V263H63V264H66V263H68L67 261V259H69L70 261H69V263H71V264H76V262L78 263V264H82V262L84 261V264H86V263H88L89 261V264H91L94 260H96V261H94L95 263H93V264H96L97 263V261H98V263H99V260L101 261L99 264H102V260L103 259H105L106 260V255H108L107 256V258L109 257V259H107L106 261H104L103 260V262H106V263H103V264H107L108 262L107 261H109V262H112L113 261V259H115L114 257L113 258H111V256L114 254V253H117L116 255H118V256H120V258H118L117 257V259L118 260H116L118 263H120V264H124V263H126L127 264V262H128V260L130 261V259H131V264H133V263H135V264H157V263H161L160 261H164L165 259H162V258H166V260L164 261V263L163 264H173L174 262H175V260L179 263V264H186V260H182V259H184L185 257H186V259L187 260H190L189 262H192V260H191V258H192V256H190V254L188 255L189 257H187V256H184V258H181V259H177V257H176V255L175 254H173L174 252H179V251H181V250H179V248L181 249V248H183V247H185L186 245V243H187V241L190 239V237H191V240H189V244L187 243V245H191L190 247H192V248H194L193 246H196V244L198 243L199 244V246L200 245H206L207 243H204V240H205V242H207L208 240H209V236L213 233V230H214V226L216 227V230H217V232H218V229H222V228H224L225 227V225H224V227L222 226L221 228H219L218 226H219V224L218 223H221V225H222V223L223 222H221L220 220H218L217 218H219L218 216H217V218L216 217H214V220H213V216L212 215H209V213H208V215L207 216H205L206 215V213H205ZM241 212V211H240ZM248 212H251V213H249V214H246V213H248ZM255 212L257 213V214H255ZM54 212L52 213L53 214V216L55 217V214ZM61 213V212H60ZM0 214H2V212L0 213ZM47 214V213H46ZM50 215H51V213H49ZM59 214V213H58ZM61 214H63V213H61ZM181 214L179 215V212L177 213V215H179V216H181ZM184 214H186V215H184ZM244 216H243V215ZM232 215V214H231ZM248 215V216H247ZM258 215V216H257ZM52 216V215H51ZM57 216H59V215H57ZM57 216L54 218V220L57 218ZM181 216V217H182ZM210 216H212V217H210ZM256 216H257V218H256ZM260 216V217H261ZM60 218L62 217V215L61 216H59ZM192 217V220L193 219H196L195 217L193 218ZM208 218V221L209 220H211L210 222H208V223H211L212 221H213V223L214 224H212L213 226L211 227V228H213V230H211L212 231V233H211V231L210 230H206V228H203L204 226H202V225H206V224H204V223H207L206 222V220H205V218ZM221 217H222V215H221ZM224 217V216H223ZM231 216H229V218H230ZM232 217H234L236 220H237V217L238 216H234V215H232ZM231 217V219H234V218H232ZM246 217H248V218H246ZM252 217V218H251ZM182 218V219H183ZM239 218V217H238ZM249 218H251V220L249 219ZM59 219V218H58ZM220 219V218H219ZM247 219V220H246ZM248 219L250 220V221H248ZM252 219H254L253 221L255 222H253L252 221ZM256 219V220H255ZM259 219V221L261 222H259V221H257ZM176 220V221H175ZM179 220H181V221H179ZM197 221H199L198 219H196ZM203 220V221H202ZM205 220V221H204ZM216 220V221H215ZM217 220H218V222H217ZM235 220V221H236ZM244 220H245V222H244ZM190 221H191V219H190ZM190 221H187L188 222V224H186V225H192V224H190ZM195 221V220H194ZM240 221V222H241ZM247 221V222H246ZM196 222V221H195ZM253 222V223H252ZM259 222V223H258ZM75 223V222H74ZM77 223V222H76ZM200 223L202 224L201 226H200ZM217 223V224H216ZM227 223H229V225H230V222H227ZM239 223V222H238ZM258 223V224H257ZM79 224V223H78ZM173 224H174V226H175V229L174 228H172V227H174L173 226ZM224 224V223H223ZM233 225H232V227L230 228V226L227 228L228 229V233L227 232H225V233H227V235L224 233V231L225 230H227V229H225L224 231H223V233L226 235V236H224V235H222V234H220V233H218L217 235L215 234V232H216V230H215V232L213 233V235H216V236H218V239L216 240V241H218V242H216V243H213V246H214V244H215V246H217V248L216 249H213L212 247H210V249L212 248V250H214V251H212L213 252V254L215 253V252H217V251H221L222 250V248L223 247H221L220 248V246H223V245H225L226 246V244H221V243H225L226 241V239L229 237V239L231 238V242L233 241V239H234V237L232 238L230 235H228L229 234V230H231V229H233V227H234V229H237V228H240L241 227V223H239L240 225H239V227H237L238 225H237V221H236V224L235 223H232ZM263 224V225H262ZM39 225V224H38ZM41 225V224H40ZM42 225H44V224H42ZM75 226L77 225V224H74ZM80 226H81V224H79ZM178 225V224H177ZM209 225L210 224H208V225H206V226H208L209 227ZM218 225V226H217ZM220 225V226H221ZM235 225V226H234ZM237 225V226H236ZM262 225V226H261ZM45 226H48V225H45ZM54 226V227H53ZM83 227H85L84 225H82ZM118 226V225H117ZM128 226V227H127ZM228 226V225H227ZM245 226H246V228H245ZM249 226V227H248ZM58 227V228H57ZM124 227V228H125ZM177 227V228H176ZM192 227V226H191ZM203 228V230H204V232H203V230H201L202 228ZM45 228V227H44ZM119 228H121L122 230V232L119 230ZM126 228H125V230H126ZM256 228L259 230L260 229V231L261 232H259L258 233V231L256 230ZM262 228V229H261ZM36 229H37V227H36ZM47 230L46 231H48V227L46 228ZM61 231H59V230ZM84 229H86V228H84ZM108 229H110V228H108ZM110 229V230H111ZM69 230H71V228L69 227ZM119 230V231H118ZM130 230H132V228L130 229ZM198 230L203 234H201L200 232L198 233ZM223 230V229H222ZM241 230V229H240ZM7 231V230H6ZM114 231V230H113ZM206 231V232H205ZM254 231V232H253ZM54 232H56L57 233V235L60 237L61 236V238H58L57 237V235L55 234L54 235ZM121 232V233H120ZM183 232L184 233H186V234H188V232L189 233H194L193 235H191V234H189V235H187V237H188V239H187V237L186 236H184L183 235ZM208 232H210V234H209V236H207L208 235ZM262 232V233H263ZM87 233V232H86ZM114 233V232H113ZM123 233V234H122ZM127 233H129V234H127ZM159 233H157L158 235H157V237H159V236H161V235H159ZM175 233H174V235H175ZM179 233H181V234H179ZM205 233H207V234H205ZM221 233H222V231H221ZM257 233V234H256ZM261 233V234H262ZM122 234V235H121ZM131 234V235H130ZM185 234V235H186ZM264 234V233H263ZM4 235L6 236H8V237H4ZM51 235V236H50ZM65 235V236H64ZM130 235V237H128ZM183 235V236H182ZM191 235V236H190ZM213 235H212V237H213ZM222 235V236H224V237H227L226 239L225 238H223V239H225V240H222L221 241V239H220V236ZM253 235V236H254ZM54 236H56L55 238H51L50 239V237H54ZM64 236V237H63ZM66 236H68V238L66 237ZM76 237L75 239H77V240H73V238L74 237ZM118 236V235H117ZM199 236H206V237H208V240H206V238H203V240H202V242H200L201 240H199L198 239V237ZM215 236V238H217ZM264 236V235H263ZM39 237H40V239H39ZM45 237V238H46ZM73 237V238H72ZM78 237V238H77ZM90 237V236H89ZM89 237H88V239H89ZM115 237V238H114ZM122 237V238H121ZM123 237H125V239H123ZM126 237H128V238H130L132 241H130V240H128V238H126ZM173 237V238H172ZM184 239H183V238ZM197 237V238H196ZM249 237V236H248ZM246 238L245 240H249V238ZM255 237V236H254ZM257 237V236H256ZM4 238V239H3ZM43 238V237H42ZM91 238V237H90ZM120 238L122 239V240H124L123 242L122 241H120ZM145 238H147V240L148 241H154V243H152V242H147L146 241V239ZM160 238V237H159ZM193 238V239H192ZM258 238V237H257ZM7 239L9 240L8 242H7ZM44 239V238H43ZM63 239L65 240V241H63ZM83 239V240H82ZM113 239V240H112ZM115 239V240H114ZM134 239H136V240H138V243L136 242V240H134ZM179 239H183V240H186L187 239V241H183L182 240V242H181V240H179ZM198 239V240H197ZM212 240H214V238H211ZM219 239H220V241H219ZM20 240V241H19ZM23 240V241H22ZM51 242H50V241ZM53 240V241H52ZM68 240H71V242L70 241H68ZM126 240V241H125ZM177 240H179V242L177 241ZM193 240L195 241V242H197L196 244H194V242H193ZM210 241L209 240V242H213V241ZM25 241L27 242V243H29V244H27V243H25ZM34 241V242H33ZM47 241H49V242H47ZM63 241V242H62ZM68 241V242H67ZM75 241V242H74ZM173 241H174V244H173ZM177 241V242H176ZM225 241V242H224ZM228 241H230V240H228ZM22 242V243H21ZM59 242V244L62 246V249H60L61 248V246L59 245V244H57ZM76 242H77V244H79L78 245V250L77 249H75V248H73V246L75 245V246H77L76 245ZM79 242H81V245H80V243ZM135 242L137 243V244H135ZM165 242V243H164ZM183 242H185V243H183ZM215 242V241H214ZM220 242V243H219ZM23 243H25V244H23ZM71 243V244H70ZM87 243H88V245H87ZM95 243V244H94ZM150 244L152 247H154V248H150L151 246L150 245H148V244ZM152 243V244H151ZM177 243H179V245L180 244H182V245H180V246H178V244ZM190 243H193V244H190ZM221 244V245H218V244ZM23 244V245H22ZM65 244V246L68 248H66V247H64L63 245ZM84 244V245H83ZM94 244V245H93ZM164 244H170V246L168 245L167 247H165V245ZM183 244H184V246H183ZM198 244H197V247L199 248V246H198ZM208 244H210V243H208ZM207 244V245H208ZM35 245V246H34ZM84 246V248H83V246ZM93 245V246H92ZM96 245V246H95ZM98 245V246H97ZM121 245H123V246H120ZM176 245V246H175ZM193 245V246H192ZM68 246H70V247H68ZM74 246V247H75ZM81 246V248H79ZM86 246H88V247H86ZM94 246L96 247V250H95V248H94ZM101 248H100V247ZM110 247L111 246V248H112V246H114L112 249L114 250V249H116V250H112L111 248L107 251V247ZM118 246V247H117ZM125 246V247H124ZM139 246H142L141 248L139 247ZM150 246V247H149ZM173 246H175V247H173ZM183 246V247H182ZM214 246V247H215ZM218 246H219V249H221V250H217L218 249ZM36 249H35V248ZM37 247H39V248H37ZM58 247H60L59 249H57ZM94 248V249H92V248ZM104 247H105V249H104ZM139 247V251L140 250H142L140 253L137 251L138 248ZM165 247V249L164 250H168L169 252L171 251V252H173L172 254H173V256L172 257H170V256H166L167 254V252H162V250H163V248ZM174 249H173V248ZM189 247V248H190ZM197 247H195V249H198ZM51 248H52V250L53 251H51ZM65 248H66V251H64L65 250ZM86 248V249H85ZM89 248H91L90 250H89ZM99 248V249H98ZM119 248V249H118ZM120 248H122V249H120ZM147 248H148V250H151V251H149V252H147L148 250H147ZM188 248V249H189ZM192 248H190V249H192ZM200 248H202V246H200ZM199 248V249H200ZM31 249V250H30ZM64 249V250H63ZM76 251H74V250ZM79 249H80V252L78 253V251H79ZM81 249H83L84 250V252H83V250L81 251ZM98 249V250H97ZM101 249V250H100ZM124 249H126L125 251H126V253H125V251H123ZM132 249L134 250L133 251V253H131V252H129V253H131L130 255L127 253L128 251H132ZM137 249V250H136ZM185 249V248H184ZM186 249H187V247H186ZM55 250V251H54ZM60 250H62L61 252H60ZM70 250H71V253H70ZM85 250H89V251H91V250H93L94 252H96V253H94V252H90L92 255L90 256V254L87 252V254H86V251ZM105 250V251H104ZM113 251V253L111 252V251ZM194 250V249H193ZM216 250V251H215ZM22 251V252H21ZM57 251H58V253H57ZM73 251V252H72ZM112 253L111 255H109L110 254V252ZM136 251V252H135ZM5 252V253H4ZM8 252V253H7ZM54 252V253H53ZM104 252H105V254H104ZM123 252V253H122ZM144 254H143V253ZM161 252V253H160ZM170 252V253H171ZM34 253V254H33ZM39 253V254H38ZM49 253H51L50 255H49ZM61 253V254H60ZM68 254V256H67V254ZM76 253V254H75ZM102 253H103V255H102ZM107 253V254H106ZM137 253H139L138 255H137ZM160 253V254H159ZM170 253H168V254H170ZM56 254V255H55ZM66 254V255H65ZM84 256H86L87 255V257H83L82 255ZM121 254V255H120ZM122 254L124 255V254H126V255H124L123 257H121L122 256ZM163 254V255H162ZM20 255V256H19ZM54 255V256H57V258L56 257H52V256ZM78 255V256H77ZM93 255L94 256H96V258H94L93 257ZM100 255V256H99ZM115 255V256H116ZM133 255V256H132ZM137 255V256H136ZM157 255V256H156ZM186 255V254H185ZM192 255H194V254H192ZM26 256V257H25ZM30 256V257H29ZM37 256L39 257V258H37ZM48 258H47V257ZM51 256V258H53L52 260H51V258H49ZM62 256H65L64 257V259H63V257ZM67 256V257H66ZM126 256H128V259L126 258ZM129 256H131L132 258H130ZM140 256V257H139ZM141 256H142V258H141ZM28 257V258H27ZM78 257V258H77ZM88 257H90V258H88ZM133 257H135V258H133ZM138 257H139V259H138ZM160 257H162V258H160ZM167 257H170V258H172L173 259V262H171L172 260H169L168 262H170V263H166L167 262ZM60 258H62L63 259V261H62V259H60ZM83 258H85V260L83 259ZM94 258V260L93 261H91L92 259ZM102 260H101V259ZM110 258L112 259L111 261H110ZM124 258V259H123ZM126 258V259H125ZM130 258V259H129ZM137 258V259H136ZM158 258H160V261H158L157 259ZM170 258H168V259H170ZM175 258V259H174ZM29 259V260H28ZM30 259H31V261H30ZM36 259V260H35ZM42 259V260H41ZM60 259V260H59ZM73 259V260H72ZM81 259H83L82 261H81ZM89 259V261L88 262H85V261H87ZM133 259H135L134 261H133ZM154 259H156V260H154ZM47 260H49V261H47ZM64 260H66L65 262L66 263H64ZM75 260H77V261H75ZM78 260H80L81 261V263L78 261ZM123 260H124V263H123ZM139 260V261H138ZM73 261H75V263H73ZM112 262V263H117V262ZM126 261V262H125ZM154 261H155V263H154ZM181 261V262H180ZM183 261V262H182ZM138 262V263H137ZM177 262H175L176 264H177ZM61 263H59V264H61ZM68 263V264H69ZM117 263V264H118ZM129 264H130V262H128ZM174 263V264H175ZM57 264V263H56ZM110 264V263H109ZM189 264H191V263H189ZM230 264V263H229Z\"/></svg>",
  "mask_w": 264,
  "mask_h": 264
}]
</instances>
